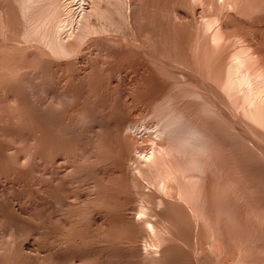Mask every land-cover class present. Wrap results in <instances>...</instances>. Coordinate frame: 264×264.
<instances>
[{
	"label": "rangeland",
	"instance_id": "rangeland-1",
	"mask_svg": "<svg viewBox=\"0 0 264 264\" xmlns=\"http://www.w3.org/2000/svg\"><path fill=\"white\" fill-rule=\"evenodd\" d=\"M18 1V0H17ZM16 0H0V264H50V263H52V264H55V262L57 261V264L59 263V264H69L71 261H70V259L68 258V257H70L71 256V254H72V252H73V250H71V249H67L66 251H68L67 253L66 252H64V250H63V248L59 245V237L61 236V234L60 233H62V232H60V230H62V222L61 221H64L63 220V218L65 217H68L67 215L68 214H71L70 212H73V210L75 209V204H74V202H76V200L79 198V196H81V198L82 199H86L88 196L87 195H89V198H91L90 197V193H89V191L91 192V193H95V194H97V197H101V190L100 189H103V191H102V195L104 196V194L105 193H107L106 195H105V197H101L103 200H111V201H114V202H121L122 201V203H124V205H126V206H124V208H121V210H123L124 212H121V210H120V208H119V206H117V205H114L115 207H111L110 209H112V210H114V209H116V210H114V211H116V213L115 214H117V213H125V214H127V215H134V214H136V212L138 211V209H139V206L141 207H143L145 210H146V208H147V210H149V211H151L152 209H156L157 207V205H156V202L158 201V200H156V199H159L160 197H162L163 196V193L165 192L166 193V191H160L161 189H160V187H158V184L157 183H159V181L161 180L160 178L163 176V174L164 173H160L161 171H163L164 170V168H166L163 172H165L169 167L173 170L172 172H176L175 174H179V172H180V174H182V172H181V167L183 166L182 164H184L185 162H186V164L187 163H189L190 162V160H191V164L189 163V166H188V164L187 165H185L184 164V166H186V170H188V172H184V175L187 173V174H189L188 175V177H187V174H186V176H184V175H176L175 176V174H174V176H173V174L171 173L170 174V176H171V180H173L172 182H173V184H174V187H175V189L172 191V192H170L171 194H172V196L174 195V197H175V199H176V201L175 202H179L180 200H181V203L179 202V204L178 203H175V202H172V200L173 199H171V195L167 192V196L165 195V196H163V197H167V201H166V203H167V210L168 209H171V208H173V207H170L169 208V205L171 206V203H172V206H174L175 208L171 211V210H162V215H161V218L160 219H157L156 217L155 218H153V220L151 219V214L150 213H147L146 215H145V218L146 219H148V218H150L152 221H156L157 222V224H159L158 226L160 227V229H162V226H163V229H162V233L164 232V234H166L167 233V231H168V236H166V237H169V236H171L172 235V241L171 240H168V242L169 241H171V243L173 244V245H171V243H170V245L168 246V254H167V252H165V255L167 254V256H168V258H167V256H164L163 258H161V260L162 261H160V259H157V260H155L156 261V263H158L157 261H160L159 263L160 264H164V262H165V264H199V263H201V264H208L209 262H212L213 261V264H215L214 263V258L216 259V264H217V262H218V260H219V263L218 264H223L224 262V264H229V261H230V263H233L232 261H234L236 264L237 263H239V262H237V261H240L241 260V263H245L246 264V262H244V261H246L247 259V262L249 263V264H264V210H263V212H261L262 210L261 209H263L264 207H262L263 205H264V203H263V201H264V192H263V190H264V176H263V174H264V148H263V144L264 143H262V147L261 148H257V147H255V148H257V149H259V150H261V151H263L262 153H261V151H259V150H257V149H254V147L252 146L251 147V143H250V146L249 145H247L249 142H247V141H249V140H246V138L245 137H243V136H240L239 138H237L239 135H242V134H240L238 131L236 132V130L234 129V128H232V126H230L231 124H229L228 123V121L225 119V117L223 116V114L220 112V110L216 107V104H215V98L213 97L212 98V96H211V94L209 95V93H207L206 91H203V90H201V89H204L203 87H202V85H200L201 83L200 82H198L197 83V81L196 80H194L193 81V79L192 78H190L189 79V77L188 76H186V77H181V76H178L179 74H180V71L182 70V67H186L185 68V70L186 71H192V69H193V67H195V65L193 64L194 62H193V59H192V57H191V55L189 54V52L187 51V49H184V48H186V47H184V48H181V46L183 47V46H185V44H184V42H183V36L182 35H180V34H178V33H176V31H175V29H171V28H169V27H172V20H173V17H172V15H174L173 14V12H171L172 11V6H171V8H170V3L171 2H179V0L177 1H172V0H165V2H164V0L162 1H160V0H157L156 2L155 1H153V0H149V2H148V0H144L143 1V6H142V8H141V11H140V16H139V20L140 21H142L143 23L142 24H144V25H142L141 24V22L139 21V23L141 24L140 26H141V28H144V29H146V28H148V30L150 31V33H149V31L148 30H144V29H142L143 31H147V33H145L146 34V38H147V42H148V44H150L149 46L154 50V48H155V50L157 51V54L159 55V57H158V60H159V63H157V62H153L151 59V61L149 60V56H147V55H145L146 53L144 52V49L143 48H140V47H138V46H135L133 43H130V42H126V41H124V40H122L123 39V36H121V38H120V35H123V33L121 32V31H124V33H126L129 29L127 28L128 26H127V23H126V20H125V18H124V15H125V10H126V4H127V0H121V1H118V3L119 4H117L116 3V6H117V8L115 7V8H113L115 5V1L116 0H19L20 2L18 3ZM24 1V2H23ZM110 1V2H109ZM112 1V2H111ZM124 1H125V3H124ZM153 1V2H152ZM160 1V2H159ZM170 3H169V2ZM185 1V2H184ZM207 3L209 2V0H205ZM242 1V2H241ZM240 2L241 3H243V1H244V4H238V2H239V0H237V6L242 10V11H240L239 10V8L237 7V12H238V14L239 15H241L242 16V14L241 13H243V12H246V14H248V15H246L245 16V13H243V15L245 16V17H250L251 15H253L252 17L254 18V16L256 15V16H258L259 15V13L261 14V13H263L264 12V0H241ZM15 2H17L18 4H16ZM117 2V1H116ZM145 2H147V3H145ZM157 2H158V4H157ZM164 4H163V3ZM256 4V7H255V5H252V4H254V3ZM1 3H3L2 5H1ZM22 3H25L22 7L20 6V4H22ZM26 3H28V4H26ZM106 3H108V4H106ZM109 3H110V5H109ZM122 3H124L123 5H122ZM180 5H182L179 9L181 10V11H183L182 13H183V15L179 18V17H177V20H178V22L180 23L179 25L181 26L182 24H184V23H187L186 25L184 24V25H182L181 27H184V30H185V28L186 27H188V28H186V30H188L187 31V33H192L193 31L195 32L196 30H197V22L196 21H198V19H199V15H198V11H200V10H202L201 12H203V13H208V14H206L207 16L208 15H210V16H214V14H216L215 12H216V7L215 6H212V5H210L209 3L207 4V3H205V5L207 6V5H210V6H212V8L210 9V11L211 12H213V13H211L210 11H209V8H210V6H205L204 5V3L201 5V6H199V5H197L196 7H190L189 8V6H188V4H185V3H187V0H180ZM182 3V4H181ZM248 3V5H246ZM251 3V4H250ZM15 4L16 5H19V7H17V6H15ZM107 6H106V5ZM148 5V11H147V7H145V6H147ZM159 5V6H157V5ZM161 4V5H160ZM163 4V5H162ZM169 4V5H168ZM4 5V6H3ZM112 5H113V7H112ZM122 5V6H121ZM151 5V6H150ZM167 5V6H166ZM249 5H251L250 7H249ZM112 7L111 8V11L113 12V10H114V13H112L111 11H110V7ZM119 6V7H118ZM121 6V7H120ZM125 7V9H122L121 10V8L122 7ZM152 6H153V9H151L152 8ZM155 6V7H154ZM165 6H166V8L168 9V10H170L169 12L167 11V9H165L164 10V8H165ZM168 6H169V8H168ZM188 8V9H184V8H186V7ZM205 6V8H203L202 9V7H204ZM246 6V7H245ZM2 7V8H1ZM106 7H108V10H107V8ZM157 7V9H163V10H160V11H157V9L155 10V8ZM184 7V8H183ZM215 7V8H214ZM242 7H244V8H242ZM254 7V8H253ZM260 8L261 9V7H263L261 10L260 9H257V8ZM192 8V9H191ZM196 8V9H195ZM199 10H198V9ZM206 8H207V10H206ZM253 9V11H251L252 9ZM113 9V10H112ZM117 11H116V10ZM143 9H145V11H147L146 13H145V11L143 10ZM190 9V10H189ZM194 9H195V13L193 12L194 11ZM216 9V10H215ZM248 9H249V11H248ZM254 9L257 11V10H259L258 12H255L254 11ZM118 10H120V11H122L123 13H124V15L123 16H120V15H122L123 13L121 12V14L120 13H118V12H120V11H118ZM151 10V11H150ZM187 10V11H186ZM206 10V11H205ZM116 11V12H115ZM163 11V12H162ZM186 11V12H185ZM205 11V12H204ZM109 12H111L110 14H109ZM144 12V13H143ZM156 12H160V13H156ZM169 13L170 15H168L167 13ZM188 12H191V13H189L190 15H188ZM193 12V13H192ZM249 12V13H248ZM149 15H148V14ZM151 13V14H150ZM152 13H155V14H152ZM164 13V14H163ZM210 13V14H209ZM119 14V15H118ZM146 16H145V15ZM172 14V15H171ZM192 14H194V15H196L195 17L196 18H194L193 16H191ZM255 14V15H254ZM258 14V15H257ZM112 15V16H111ZM154 15L156 16V17H154ZM159 15V16H158ZM162 15H163V18H164V16L166 15L168 18H171V19H167V17L165 16V18L166 19H162L161 20V17H162ZM187 17H185V16ZM188 15V16H187ZM114 16H115V18L117 17V16H119L117 19H119V20H117V19H115L114 18ZM170 16V17H169ZM244 16H242V17H244ZM113 17V18H112ZM121 17H123V20H122V18ZM140 17H141V19H143V20H141L140 19ZM150 17H152V18H150ZM159 17H160V19H159ZM183 17H185V18H183ZM189 17H193V19L195 20V22L193 21V19H191V18H189ZM198 17V18H197ZM247 17V18H248ZM145 18V19H144ZM148 18V19H147ZM158 18V19H157ZM184 19V21L185 22H183V19ZM117 20L118 22L120 21L121 22V25L122 24H126V26H125V24H124V26H119V23L117 22L116 23V21H114V20ZM121 19V20H120ZM150 19V20H149ZM186 19H188V20H186ZM112 22H114L113 23V31H114V27L115 28H118V29H115V30H117L118 32H116V33H122V34H115L114 32H112L111 34L110 33H108V31H109V29H111V21ZM154 20V21H153ZM156 20V21H155ZM176 20V21H177ZM190 20V22H191V20H192V24H193V26H194V29H193V26H192V28H191V26L189 25V24H191L190 22H186V21H189ZM150 21H151V23H150ZM159 21H162V23L160 22V23H158ZM171 21V22H170ZM181 21V22H180ZM123 22V23H122ZM149 22V23H148ZM152 22H154V24H156V25H153V23ZM168 23H169V25H171V26H169L168 25ZM111 24V25H110ZM117 24H118V26H117ZM150 24H151V26H150ZM167 24V25H166ZM191 24V25H192ZM115 25V26H114ZM153 25V26H152ZM159 25H161V27L159 26ZM163 25H165V27L163 26ZM111 26V27H110ZM147 26V27H146ZM166 26L168 27V31H167V29H166ZM110 27V28H109ZM152 29H151V28ZM155 27V28H154ZM160 29H159V28ZM162 27H164V29H162ZM120 28H122V29H120ZM123 28H124V30H123ZM154 28V29H153ZM128 29V30H127ZM170 29H171V31H170ZM127 30V31H126ZM155 31L154 33H153V31ZM157 30H160V31H157ZM163 30H165V31H163V33H162V31ZM186 30H185V32H186ZM193 30V31H192ZM112 31V30H111ZM111 31H109V32H111ZM126 31V32H125ZM191 31V32H190ZM129 32V31H128ZM173 32V33H172ZM176 33V35H175V33ZM114 33V34H113ZM152 33V35L153 36H155L154 37V41H153V36L152 35H150ZM157 33H158V35H157ZM161 35H160V34ZM165 33V35H163ZM167 34V35H166ZM170 34H171V36H170ZM174 35V38H177V42H176V39L174 40V38H172L173 37V35ZM109 37H108V36ZM112 35V36H111ZM117 35V41L118 42H115V40H116V38H115V36ZM150 36H152V37H150ZM161 36H162V38H161ZM166 36V38H164ZM176 36V37H175ZM111 37V38H110ZM148 37H150V38H148ZM157 37V38H156ZM170 37V38H169ZM109 38V39H108ZM114 40H113V39ZM120 40V42L122 43V45H120V42H119V40ZM152 39V40H151ZM165 39V40H164ZM170 39V40H169ZM181 40V42H180V40ZM109 40L111 41L112 40V42H109ZM149 40V41H148ZM164 40V41H163ZM171 40H174V41H171ZM58 41H59V43H58ZM114 41V42H113ZM156 41H158L157 43H158V45H157V43H154V42H156ZM160 41H162V43H160ZM179 41V42H178ZM57 42V43H56ZM125 42V43H124ZM152 44H151V43ZM231 42H233V41H231ZM263 42V43H262ZM64 43V44H63ZM114 43H115V45L117 46V45H120V46H117V48L116 47H114L115 45H114ZM118 43V44H117ZM170 43H172V44H170ZM174 43V44H173ZM182 45H181V44ZM56 44V45H55ZM63 44V45H62ZM111 44H113V45H111ZM126 44H128V45H126ZM131 44V45H130ZM157 45L156 47L158 48V49H156V47H154L155 45ZM159 44H160V46H159ZM165 44V45H164ZM178 44V45H177ZM261 44L264 46V37H263V39L261 40ZM57 45H58V47H59V45H62L59 49H58V47H57ZM65 45V47H63ZM126 45V46H125ZM135 47H134V46ZM163 47H162V46ZM175 45H177V46H175ZM56 46V47H55ZM128 46V47H127ZM161 47V49L159 48V47ZM170 46V47H169ZM171 46H175L174 48L173 47H171ZM180 46V47H179ZM120 47V49H118ZM123 47V48H122ZM125 47H126V49H125ZM131 47V48H130ZM133 47V48H132ZM165 47V48H164ZM167 47V48H166ZM56 48V49H55ZM112 48V49H111ZM115 48H116V51H115ZM163 48V49H162ZM178 48V49H177ZM58 49V50H57ZM62 49V50H61ZM64 49V50H63ZM125 49V50H124ZM135 49H137V50H135ZM160 49V50H159ZM167 49H168V51H167ZM179 49H181V51L179 50ZM185 51V53H184V51ZM226 49H227V46H226ZM226 49H224V52H223V56H224V54H226L227 52H226ZM60 50H61V52H60ZM112 50H114V52L112 51ZM117 50H118V52H117ZM154 50V51H155ZM130 53H132V54H130ZM140 51V52H139ZM155 51V52H156ZM158 51H161V53L160 52H158ZM165 51H167V52H165ZM176 51H177V53H176ZM180 51V52H179ZM228 51V50H227ZM113 53V54H111V53ZM120 52H122L121 54H120ZM127 53V54H129V55H127V54H125V53ZM133 52H135V53H133ZM138 52V55L136 54ZM170 52H171V55L175 52L176 53V55H175V58H174V54L172 55L173 56V58H172V56L170 55H168V53L170 54ZM182 52H183V54H182ZM119 53V54H118ZM124 53V54H123ZM143 53V54H142ZM164 53V54H163ZM180 53V54H179ZM134 54V55H133ZM142 56H141V55ZM161 54V55H160ZM162 54L164 55V56H162ZM111 55H112V57H111ZM131 55H132V60L130 59V60H128L130 57H131ZM140 55V56H139ZM180 55H183L182 56V58L184 59V62H186V63H184L183 62V59H180L181 58V56ZM184 55H186V56H184ZM190 55V56H189ZM126 56V57H125ZM167 56H169V58H167ZM177 56V57H176ZM180 58H179V57ZM187 56H189V58L187 59L186 57ZM160 57H163V59L162 58H160ZM185 57V58H184ZM127 60H126V59ZM145 58V59H144ZM160 58V59H159ZM114 61H113V60ZM140 60V61H138V60ZM167 59L169 60L168 61V63H167ZM172 59H174V60H172ZM179 59V60H178ZM189 59H190V61H189ZM50 60V61H49ZM52 60H53V62H52ZM134 60H135V63H134ZM145 60V61H144ZM148 60V61H147ZM166 60V61H165ZM171 60V61H170ZM187 60V61H186ZM111 61H112V64H111ZM125 61V62H124ZM129 61V62H128ZM131 61V62H130ZM149 61L151 62V64L149 63ZM164 62V63H160V62ZM174 61V62H173ZM50 62V63H49ZM58 64H57V63ZM115 62V63H114ZM133 62V63H132ZM138 62H139V66H137L136 64H138ZM146 62V63H145ZM148 62V63H147ZM170 62H173V63H171V64H174V66L172 67V65L171 64H169ZM179 62V63H178ZM180 62H182V63H180ZM192 62V63H191ZM56 63V64H55ZM124 63H125V65H124ZM128 63V64H127ZM176 63H178V64H176ZM189 63V68H187L188 66H187V64ZM134 64V65H133ZM145 64V65H144ZM150 64V65H149ZM153 64V65H152ZM167 64H169V65H167ZM181 64V65H180ZM184 64H186V66H184ZM121 65H124V66H121ZM128 67H127V66ZM131 65V66H130ZM142 65V66H141ZM147 65H149V66H147ZM157 65H159V67L157 68ZM180 65V66H179ZM183 65V66H182ZM193 65V66H192ZM111 66H112V68H111ZM133 66H137L138 68H141V71L142 70H144L143 71V74L145 75V72L147 71V70H150V67L153 69H155V71H156V73L161 77V79H160V81H161V83H160V86H162V88L161 89H163L162 91L164 92L166 89H169V90H171V91H169V90H166L165 92L166 93H164V94H169L167 97H169L170 96V98L173 100V101H177L178 99H180V97H178V96H181V101H182V96L184 95H186L185 97L183 96V101L181 102L180 100H178L177 102H179V103H176L175 104V102H173L171 99H169V100H171V101H169L168 99H167V97H166V95H164V97H161V98H159L160 100L158 101V99H157V101H155V100H153L151 97V95L150 94H152V92H151V83H147L146 81H145V79H147V81L149 82L150 80L147 78V76H143L142 78H143V88L141 87V89H140V87H139V89H137L136 90V88H134L132 85H127L128 83L126 82V79H127V77L129 76V73L131 72L130 70L132 69H134V67ZM144 66V67H143ZM147 66V67H146ZM160 66H162V67H160ZM166 66H168V67H170V69L168 68V67H166ZM178 66L180 67V68H178ZM182 66V67H181ZM124 67V68H123ZM129 68V69H127V68ZM137 67H135V69H137ZM149 67V68H148ZM156 67V68H155ZM175 67V68H174ZM120 68V69H119ZM122 68V69H121ZM143 68V69H142ZM145 68V69H144ZM163 68V69H162ZM165 68H166V70H170V72H168V71H166L165 70ZM174 70H173V69ZM177 68L180 70V71H177ZM127 69V70H126ZM153 69V70H154ZM157 69V70H156ZM159 69H162V70H165V71H163L164 72V74L166 73V74H168V76H170V78L166 75V76H164V74L162 73V70H160V73H159ZM190 69V70H189ZM111 70H112V72H111ZM115 72H114V71ZM117 70H118V72H117ZM120 70H122V71H120ZM172 70V71H171ZM184 70V69H183ZM184 70V71H185ZM151 71V70H150ZM158 71V72H157ZM173 71H175V73L173 72ZM171 72H172V74H171ZM178 72V73H177ZM112 73H113V75H114V77L117 79V80H115L114 79V77H113V75H112ZM120 73V74H119ZM124 73H126L125 75H123ZM163 75H162V74ZM178 75H177V74ZM117 74V75H116ZM176 74V75H175ZM119 75H120V78H119ZM173 75L177 78H175L174 77V80H175V82H173L174 80H173ZM126 77V78H124V77ZM178 76V77H177ZM57 77H59V78H62L63 80H65V81H63L62 79L60 80L59 78V80L57 79ZM119 79H118V78ZM124 79H123V78ZM167 77H168V79H167ZM111 78V79H110ZM163 78V79H162ZM172 78V79H171ZM186 78H188V80L186 79ZM181 81H180V80ZM184 79V80H183ZM57 80V81H56ZM112 82H114V80L116 81V83H112ZM122 80H123V82H124V84H123V82H122ZM166 80V81H165ZM168 80V81H167ZM172 80V81H171ZM176 80H178V82H181V83H179L178 85L176 84L177 83V81ZM185 80H187V81H185ZM192 80V81H191ZM58 81H59V83H58ZM145 81V82H144ZM166 83H165V82ZM171 81V83H169ZM183 81V82H182ZM187 82V83H185V82ZM56 82H57V84H58V86H57V84H56ZM61 82V83H60ZM112 83V84H110V83ZM122 82V83H121ZM151 82V81H150ZM164 82V83H163ZM194 83V85H196L197 86V88L195 87V86H193V85H190L191 83ZM63 83H65V85L63 84ZM118 83V84H117ZM169 84V86L170 85H172V87H170V88H168V84ZM36 85V86H34V85ZM110 84V85H109ZM113 84H114V86H113ZM115 84H117L116 86H115ZM148 84V85H147ZM174 84H176V85H174ZM186 84V85H185ZM56 85V86H55ZM62 85V86H61ZM123 85H127L129 88H127V86L125 87L124 86V88H123ZM145 85H147L146 87H145ZM164 85H167L166 87L164 86ZM175 87H174V86ZM182 85H184V86H181ZM34 88H33V87ZM51 86H52V88H51ZM60 86V87H59ZM178 86H180L181 87V89H183V90H187L186 91V93L184 94V92H183V90L181 91V92H179L180 91V89H177L176 87H178ZM190 86L192 87V88H194V92L196 93L198 90V94L200 93V92H202V93H200V95H198L197 93H196V95L197 96H199V97H197L198 99H199V101H198V99L196 98V95L194 94V96H193V94H191L190 92H189V89L191 90L192 88H190ZM199 86V87H198ZM53 87H54V89H53ZM62 87H64V88H62ZM132 87V88H131ZM147 87L149 88L148 90L150 91H148L147 90ZM179 87V88H180ZM188 87H189V89H188ZM61 88V89H60ZM112 88V89H111ZM116 88V89H115ZM174 90H173V89ZM196 88V89H195ZM201 88V89H200ZM51 89V90H50ZM53 89V90H52ZM55 89H57V91H55ZM58 89H60V91L58 90ZM65 89V90H64ZM122 91H124V92H122ZM131 89V91H128V90H130ZM177 89V90H176ZM32 90H34V91H32ZM61 90H63L62 92H61ZM125 90L128 92H125ZM134 90V91H133ZM141 90H142V94H141ZM175 90L176 91H178V92H176L175 93ZM201 90V91H200ZM121 91V92H120ZM135 91H137L138 92V94H136L137 92H135ZM144 91H147V93H149V94H147L146 92H144ZM167 91H168V93H167ZM32 94H31V93ZM36 94H35V93ZM39 92H40V94H39ZM56 92V93H55ZM132 94H131V93ZM187 92L189 93V94H187ZM191 92H193V89L191 90ZM206 92V93H205ZM124 94V99H123V97L121 98V96H119V95H123ZM126 93V94H125ZM130 93V94H129ZM134 93V94H133ZM139 93H140V95H139ZM146 93V94H145ZM179 93H181L180 95H179ZM42 94V95H41ZM58 94V95H57ZM131 95V96H134V98L135 99H133L132 100V103L131 102H129V101H131V100H128V98H127V96H125V95ZM176 95V97H173V96H175ZM201 94H203V95H201ZM208 94V95H207ZM32 95V96H31ZM39 95V96H38ZM45 96V98H44V96ZM141 95H143V96H141ZM172 95V96H171ZM189 95H191V96H193V97H195V98H193L192 99V97L191 96H189ZM206 95V96H205ZM36 96H38L37 98H39V100L38 99H36ZM117 96V97H116ZM118 96H119V99H116V98H118ZM137 96H138V98H137ZM145 96H146V98H145ZM188 96V97H187ZM200 96H201V98L203 99H205V100H202L201 98H200ZM30 97H32L31 99H30ZM34 97V98H33ZM46 97H47V99H46ZM150 97V98H149ZM187 97V98H186ZM189 97H191V98H189ZM207 97L209 98V99H207ZM126 98V99H125ZM163 98H164V100H163ZM175 98V99H174ZM176 98H178L177 100H176ZM42 99V100H41ZM122 99V100H121ZM142 99V100H141ZM148 100V102H146V100ZM165 99H166V101H168V103L169 102H171V104L169 103V105L167 104V102L165 101ZM190 99V100H189ZM195 99H197L196 101L197 102H195L194 104H193V102L195 101ZM201 99V100H200ZM207 99V100H206ZM35 100V101H34ZM36 100H37V103H36ZM45 100V101H44ZM47 100V101H46ZM120 100H121V102H120ZM124 100V101H123ZM137 100H138V102H137ZM144 100V101H143ZM186 100V101H185ZM187 100H189L190 102H188ZM194 100V101H193ZM210 100H211V102H210ZM213 100V101H212ZM33 101V102H32ZM41 101V102H40ZM128 101V102H127ZM134 101V102H133ZM161 101H162V106H160V104H161ZM185 101V102H184ZM191 101H192V103H191ZM200 101H204V102H206L207 101V103L208 104H206V105H203L204 104V102L203 103H200ZM123 102V103H122ZM125 102V103H124ZM136 102H137V104L139 105H137L136 104ZM140 102V103H139ZM146 102V103H145ZM155 103V105H157L156 107H154V104H153V108L155 109V110H151V108H150V106L152 105L151 103ZM160 102V103H159ZM184 102V105L186 106V107H188V108H186V107H184V111H181L182 110V106H183V104H181L180 105V103H183ZM198 102L200 103V105H201V107L203 106L204 107V109L203 108H200V111H199V109H198V111H197V106H198V108H199V106L200 105H198ZM212 102H214L213 104H212ZM38 103H40V104H38ZM133 103H134V105H133ZM141 103H142V105H141ZM174 103V104H173ZM187 103V104H186ZM191 103V104H190ZM197 103V104H196ZM210 103V104H209ZM31 104V105H30ZM34 104H36L35 106H34ZM44 104V107L42 108V110L44 109V108H46V109H44L43 111H42V113H41V109H39V108H41L42 107V105ZM128 106H127V105ZM166 104H167V107H166ZM190 104V105H189ZM193 104V105H192ZM39 105V106H38ZM41 105V106H40ZM130 105V106H129ZM173 105L175 106H178V107H176V109L175 110H173L174 108H172L173 107ZM208 105V106H207ZM212 106V108H209L210 106ZM143 106H145V107H143ZM162 108V109H158V108H160V107ZM164 106H165V108H164ZM169 106V107H168ZM172 106V107H171ZM191 106H195V107H193V108H190ZM214 106V107H213ZM39 107V108H38ZM127 107V108H126ZM129 107H131L130 109H128ZM139 107V108H138ZM171 107V108H170ZM180 107V109H179V111H181L182 112V114H184L183 116L184 117H188L190 114V116L188 117L189 119L191 118V116H192V122L195 124V122H196V125L197 124H199L200 122H199V120L201 121V120H204L205 122H207L208 120V122L205 124V122L203 121H201L202 123H200V124H203V125H201L202 127H200V124L199 125H197L198 127H200L201 128V130L203 131V129H204V131H206V134H205V132L203 133V134H205V137H207V138H205V142L206 141H208V139L210 140L212 137V139L213 140H210L211 142H212V144H213V146H214V148H216V149H214V150H211L212 148H213V146H212V144H210L211 142H206L205 144L204 143H202L203 144V147H206L204 150H203V148L202 149H200V150H203V152L202 151H200L199 152V150H198V148H199V146H198V148L197 147H195V149H197V151L199 152H194V149H193V152H191L192 150H191V148H194V147H192V144H191V146L189 145V144H184V143H182V147L183 146H190L189 148H190V150H188L187 148H185V150H186V152H185V150L181 147V145H179V144H181V142H179L178 140H177V138L176 137H174V136H172L173 134H171L170 135V133H167V134H169V136H167L166 134H164L165 136H166V138H168L169 140L172 138V140H168V142H167V140L165 141L164 139H165V137H162L163 139L162 140H164V141H162L161 140V136H164V135H160L158 132H157V130H156V128L158 127V125L157 124H154L153 122L154 121H156L157 120V122H158V124H160L161 123V121H162V119H161V117L163 118L164 116L163 115H165L166 116V114H168L169 112H171L170 110L172 109L173 111H176V110H178V108ZM207 107V108H206ZM215 107H216V109H215ZM32 108V109H31ZM63 108V109H62ZM67 108V109H66ZM140 108H143L142 110L140 109ZM164 108V109H163ZM166 108H168V110L166 109ZM195 108H196V111H195ZM35 109V110H34ZM66 109V110H65ZM127 109V110H126ZM133 109V110H132ZM144 109H145V111H147V112H145L144 111ZM147 109V110H146ZM150 109V110H149ZM158 109V110H157ZM188 109V110H187ZM192 110V112L193 113H191V112H189L190 110ZM203 109V110H202ZM210 109H212V112H210L211 113V115H209L210 113L208 112V111H206V110H209L210 111ZM213 109H214V111H213ZM34 110V111H33ZM37 110V111H36ZM128 110H130V111H128ZM137 110V111H136ZM141 110V111H140ZM156 110H157V112H156ZM163 110L165 111V112H163ZM219 110V111H218ZM39 111V112H38ZM63 113H62V112ZM151 111L153 112V114L151 113ZM160 111V112H159ZM168 111V113H166ZM185 111H187V113H188V115L186 114V113H184ZM31 112L34 114H32L31 115ZM43 112L45 113L44 115H43ZM61 112V113H60ZM66 112H67V114H66ZM138 112V113H137ZM141 112V113H140ZM144 112H145V114H144ZM159 112V113H158ZM163 112V113H162ZM180 112V113H181ZM202 112H205V113H202ZM208 112V115L206 114ZM218 112V113H217ZM128 115V117L126 116V114ZM137 113V114H136ZM140 113V114H139ZM155 113V114H154ZM156 113H158V114H156ZM166 113V114H165ZM198 115H197V114ZM201 113V114H200ZM213 113V114H212ZM221 115H220V114ZM37 114V115H36ZM39 114V115H38ZM43 115L44 117H42L41 115ZM61 114H62V117H61ZM129 114H133V115H130L129 116ZM140 116H139V115ZM149 115V114H152V116L150 115L149 117L147 116H144V115ZM160 114V115H159ZM162 114V115H161ZM186 114V115H185ZM193 114V115H192ZM200 114V115H199ZM202 114H203V116H202ZM31 115V116H30ZM141 115H143V116H141ZM196 115L198 116V117H196ZM204 115H206V116H204ZM213 115H216V117H214ZM33 116V117H32ZM125 116H126V118H125ZM137 118H135V117ZM161 116V117H160ZM193 116H194V118H193ZM201 116V117H200ZM211 116V117H210ZM219 116V117H218ZM31 117V119H29ZM36 117H37V119H36ZM61 117V118H60ZM66 118L67 117V119H64V118ZM146 117V120L145 119H143V118H145ZM157 117V118H156ZM202 118V119H200V118ZM207 117V119H205ZM212 117H214V118H216V119H214V118H212ZM224 118L225 120H226V122H225V120L223 119V121H219L220 123H221V125H222V123H223V125L221 126L220 125V123L219 122H217V119L218 118ZM33 118H35L34 120H32ZM42 120H41V119ZM126 120H125V119ZM132 118V119H131ZM141 118H142V120H141ZM158 118H160L161 119V121H160V119H159V121H158ZM187 118V119H188ZM204 118V119H203ZM210 118H211V120H210ZM220 118V119H221ZM60 119H61V121H60ZM62 119H64V121L62 120ZM68 119H69V121H68ZM124 119V120H123ZM129 119H131V120H129ZM135 119V120H134ZM156 119V120H155ZM186 118H185V120H187ZM191 119H190V121H191ZM196 119V120H195ZM212 119H214V120H216V123H215V121L213 122V120ZM37 122H36V121ZM65 120H66V122H65ZM132 120H134L133 121V123L136 121V130L135 129H132V131L130 130V129H128L129 131H130V133H129V131H127L128 132V134L127 133H125L126 131V126H128L129 124H133L132 123ZM137 120H138V122H137ZM143 120H145L144 122L146 123H144L143 122ZM154 120V121H153ZM195 122H194V121ZM198 120V121H197ZM219 120V119H218ZM63 121V122H62ZM124 122V124L122 123V122ZM126 121L128 122V125H127V123H126ZM32 122V123H31ZM62 122V123H61ZM139 122H141V123H139ZM157 122H155V123H157ZM160 122V123H159ZM210 122V123H209ZM33 123H35V124H33ZM63 123H64V125L67 127H65L64 125H63ZM68 125H67V124ZM143 123V124H142ZM217 123H218V126H215L214 124H216L217 125ZM29 124H32V125H29ZM38 124H40V126H41V124H42V126L40 127ZM43 124H44V126H43ZM120 124V125H119ZM122 124V125H121ZM151 124H154V125H151ZM212 124H213V126L214 127H212ZM228 126V127H230V128H228V127H224V126H226V125ZM126 125V126H125ZM141 125V126H140ZM148 125V126H147ZM150 125H151V127H150ZM155 125H157V126H155ZM207 125H209L208 127H207ZM211 125V126H210ZM38 126H39V130L37 129L38 128ZM65 127L64 129L62 128V127ZM117 126H118V128H117ZM121 126H123L122 128H121ZM125 126V127H124ZM141 128L140 130H139V127ZM147 126V127H146ZM33 130H29L30 128ZM45 129H43V128ZM62 129H61V128ZM144 127H146V129L148 128V129H150L151 131H152V127H154V129H153V131L152 132H150L148 129L146 130ZM208 129H207V128ZM209 127H210V129H209ZM216 127H218V128H221V127H223V130H225V131H221L222 130V128L220 129V131H218L219 133L221 132V134H219L218 132H217V130H219L218 128H216ZM40 128H41V130H40ZM121 128V129H120ZM126 128V129H125ZM212 128H214L213 130H212ZM225 128V129H224ZM232 128V129H231ZM34 129H37V130H34ZM68 131H67V130ZM120 129V130H119ZM158 129V128H157ZM215 129H217V130H215ZM226 129H228V130H226ZM229 129H231L230 130V132H228L229 131ZM233 129H234V131H233ZM62 130V131H61ZM63 130H65V132L63 131ZM123 130L125 131V132H123ZM135 130V131H134ZM144 130H145V134H144ZM156 130V131H155ZM32 132V136H31V132ZM37 131V133H36V136L35 135H33V134H35V132ZM40 131V132H39ZM45 131V132H44ZM61 131V132H60ZM138 131V132H137ZM150 132L151 133V135L148 133V132ZM156 132V133H153V132ZM207 131H211V132H209V135L207 134ZM216 131V132H215ZM233 131V132H232ZM30 132V133H29ZM60 132V133H59ZM64 132V133H63ZM68 132H70L69 134H68ZM123 132V133H122ZM135 132V133H134ZM141 132H143L142 134H141ZM234 132H236V134H237V136H236V134H234ZM40 133H41V135H40ZM133 133V134H132ZM137 133H139V134H137ZM211 133V134H210ZM214 135H213V134ZM226 133H228V134H226ZM232 133V134H231ZM38 134V135H37ZM61 134V135H60ZM66 134H67V136H66ZM127 134V135H126ZM129 134H130V136H129ZM135 134H137V135H135ZM149 134V136H150V140L154 143V144H156L155 146H154V144L152 143V142H150V140L148 141V139H149V137L147 136ZM152 134H154V135H152ZM156 134V135H155ZM216 134H218V135H216ZM230 134V135H229ZM45 135V136H44ZM124 135V136H123ZM141 135H144V136H141ZM146 135V136H145ZM160 135V136H159ZM212 135V137H209V136H211ZM218 137V138H215L216 136ZM228 135H229V137H231L230 139H229V137H228ZM232 135V136H231ZM31 136V137H30ZM39 138H38V137ZM42 136H44V137H42ZM59 136V137H58ZM74 136V137H73ZM126 136V137H125ZM136 136H137V138H136ZM153 136V137H152ZM154 136H158V137H160L159 139L158 138H156L155 137V141H154ZM171 136V137H170ZM223 136H226L227 137V140H226V137H223ZM236 137V139H235V137ZM35 137V139H33V138ZM62 137H63V139H62ZM66 137H70L69 139L68 138H66ZM72 137L74 138V139H72ZM129 137V138H128ZM139 137L140 138H142V137H144V139L142 140V139H139ZM170 137V138H169ZM175 139H174V138ZM220 137V138H219ZM32 138V139H31ZM65 138V139H64ZM133 138V139H132ZM145 138H147L146 140H145ZM37 139V140H36ZM42 141H41V140ZM58 139V140H57ZM76 139V140H75ZM78 139V140H77ZM128 139H130V141L133 143V147H132V143L130 142V141H128ZM174 139V140H173ZM215 139H217V140H215ZM231 139L233 140V142L231 141ZM237 139H238V144H243V145H240V146H242V147H240V146H238V144L236 143V141H237ZM240 139V140H239ZM31 140V141H30ZM60 140V141H59ZM63 140H64V142H63ZM133 140V141H132ZM135 140V141H134ZM136 140H138L139 142H141V144H142V141H144L143 142V146H141V144L140 143H138V141L136 142ZM142 140V141H141ZM178 142H177V141ZM221 142L222 140V142L220 143L219 141ZM225 140V141H224ZM232 143V145H233V147H232V145H231V143L229 142V141ZM236 140V141H235ZM242 140V141H241ZM66 141H67V143H66ZM68 141H73V143H71L70 144V142L68 143ZM78 141H80L79 143H78ZM113 141H114V143H113ZM171 141H176V143H178V145H179V148H178V145L176 144V143H172L173 144V146L171 145ZM214 141L216 142L215 143V145H214ZM217 141H218V143L219 144H217ZM244 141L245 142H247V143H244ZM31 142V143H30ZM35 142H38V144L36 143L35 144ZM40 142V143H39ZM42 142V143H41ZM146 142L148 143V145H146ZM157 142V143H156ZM161 142V146L163 147V145H164V143L166 144V146H168L169 144V146L168 147H170L169 149V154L167 153V152H165V151H168V147H166L165 148V145H164V150L165 149H167V150H165L164 152H162L163 151V149H162V147H160V148H157L158 147V145H159V143ZM170 142V143H169ZM224 142V143H223ZM227 142H229V143H227ZM263 142H264V140H263ZM34 143V144H33ZM57 143H59L60 145H58V147H56L57 146ZM64 143H66V144H64ZM76 143V144H75ZM118 143V144H117ZM120 143V144H119ZM153 145H152V144ZM169 143V144H168ZM208 143V144H207ZM227 143V144H226ZM233 143H235V145L233 144ZM42 144V145H41ZM119 145V147L117 146V145ZM131 144V145H130ZM137 145V146H135V145ZM145 144V145H144ZM149 144H151L152 146H153V148L154 149H158L159 151H160V149H162V151H160V153H162V154H160L159 152H158V150H151V149H153L152 148V146L151 145H149ZM222 144V145H221ZM237 144V145H236ZM35 145V146H34ZM38 145V146H37ZM40 145V146H39ZM62 145H63V148H65V149H63L62 148ZM115 145V146H114ZM159 145V146H160ZM174 145H177V148H178V151L176 150V146H174ZM218 145V146H217ZM221 145V146H220ZM225 145V146H224ZM229 147L230 145V147H232V149L231 150H233V152L235 151V152H237V153H232V151L230 152L229 151V149H230V147L228 148L227 146ZM69 146H70V148H69ZM75 146V147H74ZM77 146V147H76ZM79 146V147H78ZM120 146H121V149H120ZM139 146H140V148H142V149H140L139 148ZM146 146V147H145ZM147 146H148V148H147ZM149 146H151V148L149 147ZM208 146V147H207ZM209 146H211L210 148H209ZM220 146V147H219ZM226 147V148H224V147ZM234 146H235V148H234ZM34 149H32V148ZM40 147H42V148H40ZM81 147V148H80ZM115 147H116V149H115ZM135 147V148H134ZM145 147V148H144ZM173 147H175V149H173ZM221 147H223V148H221ZM245 147V148H244ZM246 147H248V149L246 148ZM37 148V149H36ZM78 148V149H77ZM87 148H89V149H87ZM91 148V149H90ZM132 148H133V150H132ZM141 150L140 152H139V149ZM184 150H182V149ZM207 148H209V149H207ZM219 148H220V150L222 149L223 150V152H225L226 153V155H224L223 154V152L222 151H220L219 150ZM239 148V150H237ZM250 148H252V149H250ZM33 151H32V150ZM42 149V150H41ZM57 149V150H56ZM59 149H61V150H59ZM74 150V152L73 153H69L70 151H73ZM114 149H115V151H114ZM144 149V150H143ZM147 151H146V150ZM174 150L173 151V154L174 155H176L177 154V152H178V155H176L177 157H175L174 155H171V158L170 159H168V161H167V158H166V160L164 159V156H163V153H164V155H166V157L167 156H169L171 153H172V150ZM181 149V150H180ZM228 151V153H229V161H227L228 160V158H226L227 156H228V153H227V151ZM244 149V150H243ZM246 149V150H245ZM254 149V150H253ZM263 149V150H262ZM36 150V151H35ZM38 150V151H37ZM39 150H41V152L39 151ZM64 150V151H63ZM65 150H67V151H65ZM116 150H117V152H116ZM122 152H121V151ZM137 150H138V152H137ZM149 150H151V152L149 151ZM208 150H210L211 152L212 151H214V154L216 153V157L217 156H219V154H223V155H221L218 159L213 155V152H212V154L211 153H208ZM218 152H217V151ZM253 151L251 154H249L250 152H248V151ZM258 151V152H255V151ZM32 151V152H31ZM35 151V152H34ZM43 151V152H42ZM61 151H63V152H61ZM134 151H136V152H134ZM145 153V154H147L148 152L151 154V156L149 155V153L147 154V155H144L143 154V152ZM146 151V152H145ZM152 151H153V153H152ZM154 151H156V152H154ZM182 152V154L184 155V158H182L183 156L180 154L181 152ZM190 151V152H189ZM196 151V150H195ZM204 151H207L206 153H204ZM216 151V152H215ZM241 151H243V152H241ZM28 152H30V154L28 155ZM114 152H116V153H114ZM180 152V153H179ZM188 152V153H187ZM221 152V153H220ZM248 152V153H247ZM35 153V154H34ZM38 153V154H37ZM43 153V154H42ZM55 153H57L56 155H55ZM59 153H61V154H59ZM69 153V154H68ZM156 153H159V154H156ZM166 153V154H165ZM176 153V154H175ZM190 153V154H189ZM193 153V154H192ZM196 154V156L198 157L199 155L201 156L202 154V156H201V160H200V156H199V160H198V158L196 159V157H195V154ZM202 153V154H201ZM217 153H219V154H217ZM241 153V154H240ZM245 153V154H244ZM258 153H260V154H257ZM37 154V155H36ZM40 154V155H39ZM66 154V155H65ZM68 154V155H67ZM74 154H75V156H74ZM114 154V155H113ZM140 154L142 155H144V157L146 156V158L148 157V155H149V158H151L152 156L154 157L155 155V157L154 158H156L155 160H153L152 161V159L151 160H149V161H151V163H154L155 164V162H156V165H155V168H156V170H155V168H153L152 169V167H154V164H152L151 166H150V163L149 164H141V162H143V160L141 161V159L143 158V155H142V157H140ZM168 154V155H167ZM191 154H192V156H191ZM204 154H206V155H204ZM209 154H211V155H209ZM231 154H232V156H231ZM234 154V155H233ZM242 154H244V155H242ZM247 154V155H246ZM31 155V157H33V155H34V157L33 158H30V157H28V156H30ZM61 155H64V156H61ZM116 155V156H115ZM120 155V156H119ZM179 155H181V158L180 157H178ZM186 155H189V156H186ZM193 155H194V157H195V159H194V157H193ZM209 155V156H208ZM213 155V156H212ZM245 155H246V157H245ZM249 155L251 156V157H249ZM38 156V157H37ZM57 156V157H56ZM70 156H72V157H70ZM92 156V157H91ZM93 156H94V158H93ZM98 157V159L96 158V157ZM118 156V157H117ZM129 156V157H128ZM132 156H133V160H134V158H135V160L134 161H136L137 162V164L138 165H141V166H138L137 164H136V166H137V168H136V170L139 172L138 174H137V172H136V170H135V168H133V166H129L128 164H126L125 162H127L128 160H129V158H132ZM160 156V157H159ZM163 156V157H162ZM172 156H173V158H172ZM185 156H186V158H185ZM191 156V157H190ZM213 157V159H210L209 157ZM224 157L225 159H226V161L224 160V158H221V157ZM235 156H236V158H235ZM241 156V159H239V157ZM247 156L249 157V159L247 158ZM256 157V158H258V159H256V158H254V157ZM258 156V157H257ZM260 156H263V157H261L260 158ZM35 157H37V158H35ZM39 157L41 158L39 161L40 162H36V165H35V163H33V160H34V162L37 160L38 161V159H39ZM61 157H63V158H61ZM68 157V158H67ZM70 157V158H69ZM117 157V158H116ZM137 157H139V158H137ZM158 157V158H157ZM190 157V158H189ZM193 157V158H192ZM202 157H204V161H203V158ZM211 157V158H212ZM232 157H233V159H235L236 160V162H235V160H233L232 159ZM246 158V160H245V158ZM255 159H253V158ZM30 158V159H29ZM51 158H52V160H54V161H52L51 160ZM58 158V159H57ZM67 160H65V159ZM72 158V159H71ZM100 158H101V160H100ZM128 160H127V159ZM136 158H137V160H136ZM145 158V159H146ZM161 158H163V159H161ZM175 158V159H174ZM187 158H189L188 159V161L187 160H185V159H187ZM216 160H215V159ZM243 158V159H242ZM260 158V159H259ZM263 158V159H262ZM36 159V160H35ZM61 161H60V160ZM63 159H64V161H63ZM71 159V160H70ZM94 159H96V160H98V161H96V160H94ZM106 159H108L107 161H106ZM144 159V160H145ZM161 159V161H163V162H159L158 163V160H160ZM176 159H178L177 160V162H175L174 164H175V166L178 164V163H180V162H183V161H181V160H185L180 166H176V170H175V166L173 167V165L174 164H172V166L170 165L171 163H173ZM197 161V163H194L195 161ZM250 159H252V161L250 160ZM41 160H42V162H41ZM58 160H59V162H58ZM138 160L140 161L139 163H138ZM174 160V161H173ZM209 160V161H208ZM211 160L212 161H214L213 163H208V162H211ZM221 162V160H222V164L223 165H227V164H229V165H227V166H229L230 167V165L231 164H233L234 165V168L235 169H237V168H239L240 170H235L234 168H232L233 167V165H231V167L230 168H227V170L228 169H230V171L228 170V172H230V174L228 173V174H224V172H227V170H225L226 169V167L225 166H223V165H221L222 166V168H221V166L219 167V165H220V163H219V161ZM238 160H240V161H238ZM52 161V162H51ZM66 161V162H65ZM68 161H71V162H68ZM73 161H75V162H73ZM104 163H103V162ZM194 161V162H193ZM202 161V162H201ZM206 161V162H205ZM217 161H218V163H217ZM238 161V162H237ZM246 161V163H245V165L247 166V164H249L250 162H252L251 164H249V166H247V168H245L246 166L244 165V162ZM250 161V162H249ZM254 161H256V163H258L259 161V163L260 164H257L258 166L260 165L261 166V164H262V169L260 168V166L258 167V166H256V163L254 162ZM258 161V162H257ZM54 162H55V164H54ZM61 162V163H60ZM65 162V163H64ZM77 162V163H76ZM93 162V163H92ZM97 162V163H96ZM102 162V163H101ZM168 162V163H167ZM192 162L195 164V165H193L192 164ZM201 162V163H203L204 162V165H205V167L203 168L202 166H203V164H202V166H201V163L199 164V163ZM224 162V163H223ZM234 162V163H233ZM243 163V164H241V163ZM248 162V163H247ZM262 162V163H261ZM31 163H32V166H31ZM43 164L42 166H41V164ZM51 163V165H49ZM60 163V164H59ZM72 163H74V164H72ZM96 163V164H95ZM99 163V164H98ZM108 165H106V164ZM128 163V162H127ZM162 163V164H161ZM215 163V164H214ZM226 163V164H225ZM231 163V164H230ZM237 163H240V165H237ZM34 164V165H33ZM40 166V167H38V165ZM54 164V165H53ZM57 164V165H56ZM62 164H64V165H62ZM67 164V165H66ZM71 164V165H70ZM94 164V165H93ZM160 164L162 165V166H164V168L162 167V166H160ZM169 166H168V165ZM199 164V165H198ZM208 164H210L209 166H211V167H209V168H207V165ZM98 165V166H97ZM103 165V166H102ZM117 165V166H116ZM143 165H145V166H143ZM147 165V166H146ZM192 165V166H191ZM196 165H198L197 167H196ZM213 165H214V168H216V166L215 165H217V168L214 170V168H213ZM253 165H255V166H253ZM35 166V167H34ZM56 166V167H55ZM58 166H61V167H59L58 168ZM72 166V167H71ZM92 166H94V167H92ZM100 166H102V167H100ZM114 166L115 167H119V169H117V168H114ZM150 166V167H149ZM158 166V167H157ZM166 166H168V167H166ZM189 168H188V167ZM236 166V167H235ZM244 166V167H243ZM38 167V168H37ZM44 168V170L42 169V168ZM46 167V168H45ZM51 168V169H48V168ZM63 167V168H62ZM67 167V169H65ZM71 169H73V168H75L74 170H71ZM98 167V168H97ZM105 167H108V169L109 170H107V168H106V170L104 169ZM128 167V168H127ZM130 167V168H129ZM132 167V168H131ZM140 167V168H139ZM144 167V168H143ZM146 167V168H145ZM147 167H149L148 169H147ZM160 167H161V170L159 171V169H160ZM177 167H179L178 169H181V170H178L177 169ZM200 167H202V168H200ZM218 167H219V169H218ZM223 167H224V170H223ZM250 167H251V169H250ZM255 167H257V168H255ZM34 168V169H33ZM41 168V169H40ZM55 168V169H54ZM59 170H58V169ZM68 168H69V170H71V171H69L68 170ZM95 170H94V169ZM100 168H102L103 170H101ZM114 168V169H113ZM151 168V169H150ZM163 168V169H162ZM190 168H194L193 170L191 169V171H190ZM197 168H199L198 170H197ZM221 168V169H220ZM243 168H245V169H243ZM259 168V169H258ZM42 170V171H44V172H41L40 170ZM52 169H53V171H52ZM63 169V170H62ZM131 169H133L135 172H136V174H135V172L133 173L132 172V170ZM142 169V170H141ZM143 169H145V170H143ZM171 169H169L170 170V172H171ZM204 169H206V170H204ZM231 169H234L235 170V172H234V170H231ZM248 169H250V174H248L249 172H246ZM255 170L254 172H256V173H259V172H261L262 171V173H259V174H257L256 175V173H254L253 172V175H252V170ZM261 169V170H260ZM34 170H36V171H34ZM38 170V171H37ZM46 170V171H45ZM47 170H50L49 172L47 171ZM58 170V171H57ZM66 170V171H65ZM67 170H68V173L69 172H71V173H73V174H71V173H67ZM98 170V171H97ZM105 170V171H104ZM117 170V171H116ZM150 170H152V172H150L149 173V171ZM168 170V171H169ZM175 170V171H174ZM184 170V169H183ZM200 170H202V171H200ZM213 170V171H212ZM217 170V171H216ZM218 170H219V172H220V170H221V172L224 174V176L222 175V173L220 172H218ZM243 170V171H242ZM61 171V172H60ZM62 171H64V172H62ZM73 171V172H72ZM95 171V172H94ZM103 171V172H102ZM121 171V172H120ZM141 171V172H140ZM142 171H144V173L142 172ZM146 171V172H145ZM157 171V176H156V174L154 173V172H156ZM178 171V172H177ZM196 171H199V173H202V174H199L198 172H197V174H199L198 176H200L199 178H202L201 180H195V179H199V178H197L196 176ZM204 171H205V173H204ZM212 172V174H211V172ZM218 173H216V172ZM241 171V172H240ZM258 171V172H257ZM94 172V173H93ZM117 172H118V174L119 173H121V174H117ZM158 172H159V174L160 175H158ZM190 172V173H189ZM192 172H194L193 174H191ZM210 172V173H209ZM232 172V173H231ZM243 172V173H242ZM246 172V173H245ZM45 173H47V175L45 174ZM53 173V174H52ZM60 173H62V174H60ZM96 173V174H95ZM97 173H98V175H97ZM100 173H106V174H100ZM140 173H142V175H139ZM215 173V174H214ZM235 173H237L238 175H240V176H238L237 174H236V177H235ZM132 174H134V175H136V176H134V175H132ZM145 174V175H144ZM147 174V175H146ZM151 174H153L152 176H150ZM206 174L208 175L207 177H206ZM211 174V175H210ZM234 174V175H233ZM49 175V176H48ZM51 175H53V176H51ZM67 177H66V176ZM69 175V176H68ZM89 175V176H88ZM137 175H139V176H137ZM162 175V176H161ZM203 175V176H202ZM204 175H205V177H204ZM228 175V176H227ZM234 177H233V176ZM243 177H242V176ZM249 175V176H248ZM260 175V176H259ZM61 176H63V177H61ZM65 176V177H64ZM71 176V177H70ZM142 176V181H140L141 179H140V177ZM145 176V177H144ZM153 176H155V178H156V180H157V182H156V180H155V178H153ZM172 176L174 177V178H172ZM181 176L182 177H185L184 178V180H186V177L188 178L187 180H186V182H184V180H182L181 181ZM190 176H193V178L192 177H190ZM202 176V177H201ZM209 176H210V178H209ZM212 176V177H211ZM214 176V177H213ZM216 176H218V178L216 179ZM220 176H221V178H220ZM222 176L225 178H223L224 180H227V182H225L224 180H222ZM231 176H232V178H231ZM248 176V177H247ZM250 176H254L253 177V179H251L252 177H250ZM256 176L258 177V178H256ZM263 176V177H262ZM56 177V178H55ZM59 177H61V179H59ZM72 179H70V178ZM136 178V180L134 179V178ZM144 177V178H143ZM148 177V178H147ZM163 177H165V175L163 176ZM178 177V178H177ZM232 179H230V178ZM241 177V178H240ZM246 177L248 178V179H246ZM249 177H250V179L252 180V182H251V180H249ZM57 178H58V181L56 182V181H53V180H57ZM66 178V179H65ZM140 179V180H138V179ZM152 178V179H151ZM189 178L191 179V182H193V185H192V183L191 182H188V183H190V186H189V189L187 188V186H188V183H187V181L189 180ZM210 179V180H207V179ZM214 178H215V182L213 181L214 180ZM235 178V180H233ZM237 178H239V179H237ZM259 178H260V180H259ZM263 178V179H262ZM63 179L65 180L64 182L65 183H67V181H68V179H69V181L68 182H70L71 181V184L69 183H67V185L63 182ZM91 179V180H90ZM148 181H147V180ZM153 179L155 180L154 182H153ZM160 179V180H159ZM174 179H176V180H174ZM180 179V180H179ZM221 179V180H220ZM230 181H238V180H240V181H236V182H230L229 183V180ZM256 179H258V181H256ZM52 180V181H51ZM87 180V181H86ZM90 180V181H89ZM93 180V181H92ZM123 183V185H125V186H123L122 184H121V182ZM146 180V182H144V181ZM149 180H150V182H149ZM163 180H166L165 178H163ZM177 180H179V182H177ZM205 180H207V181H205ZM218 180H220V182L221 183H219L218 182ZM245 180V181H244ZM263 180V181H262ZM45 181H48V182H45ZM91 181H92V183L93 184H91ZM94 181L96 182V183H94ZM124 181V182H123ZM137 181V182H136ZM138 181H140V182H138ZM203 181H204V184H203ZM222 181L225 183H222ZM243 181L245 182V183H243ZM248 181H250V182H248ZM253 181H255V183L257 182L258 183V185L256 184V188L254 187V185H255V183L253 182ZM262 181V182H261ZM47 183V184H45V183ZM52 182V183H51ZM61 182H63V185L65 186V188H64V186L61 184L60 185V183ZM90 182V183H89ZM97 182H98V184L100 183H103V186H102V184H101V186H100V184L98 185V187H96L97 186ZM142 182L143 183H148L149 184V186H148V184L146 185V184H142ZM183 184H182V183ZM196 184H195V183ZM197 182L199 183V184H201V187L199 186V184H197ZM207 182L208 183H210L211 182V184L212 183H214L215 185L213 186V184L211 185V184H208L207 185ZM217 182V183H216ZM240 182V183H239ZM43 183V184H42ZM57 183V184H56ZM104 183H105V185H104ZM107 183V184H106ZM110 185H109V184ZM150 183H151V185H152V183H153V187L150 185ZM157 185H156V184ZM161 183V182H160ZM181 183V184H180ZM233 183V184H232ZM238 183L240 184V186L238 185ZM250 185H249V184ZM41 184V185H40ZM50 184H51V186L52 187H54V185L55 186H57V187H59V188H56V187H54V188H56L55 190H54V188H52L51 186H50ZM53 184V185H52ZM87 184V185H86ZM90 185V187H89V185ZM95 184V185H94ZM121 184V185H120ZM155 184V185H154ZM161 184H163V183H161ZM161 184H160V186H161ZM175 184H178V187H183V185H184V187L186 186V192L188 191H193L191 194H190V192H189V197H192V199H193V197H196V196H198L199 197V195H197L196 193V195L194 194V192L196 191L197 192V186L199 187V191L197 192L198 194H199V192L201 191V189L204 191V193L206 192L207 194H209V198H212L211 200H213V201H215V199H216V201H221V202H213V201H211V202H209V198L207 197V196H205V195H207L206 193L204 194V193H202L203 191H201V197H199V201H198V203H196V202H193L192 200V202L190 201V199L189 200H187L188 199V197L186 196V194L188 195V193H186L185 191H182V190H184V187L182 188V189H180L179 188V190H177L178 189V187L175 185ZM195 184V185H194ZM218 184H219V187H218ZM220 184H222V185H220ZM227 184H231V186H232V188H233V190H232V188L230 187V185H229V191L230 192H233L234 190H236V188L239 190V191H242V192H240V193H238V192H236V191H234V193H230V192H228V191H226V189H227V187H228V185ZM235 184V185H234ZM242 184V185H241ZM37 185H38V188H37ZM40 185V186H39ZM47 186V188H45V186ZM68 185H69V187H68ZM86 185V186H85ZM106 185H108L109 187H110V189H109V187H107ZM180 185V186H179ZM204 185V187L206 188V190L208 189L209 190V188H210V190H209V192H207L206 190H204V187L202 188V186ZM244 185V186H243ZM248 185V186H247ZM253 185V186H252ZM262 185V186H261ZM49 186V187H48ZM62 186V187H61ZM87 186L89 187V188H87ZM92 186L95 188V189H99L100 191H98V189H97V191L98 192H96V190L94 189H92ZM106 187V189H108L107 191H106V189H105V187ZM144 186V187H143ZM151 186V187H150ZM157 186V187H156ZM194 186H196V187H194ZM208 188H207V187ZM216 186V187H215ZM222 186H224L223 188L225 189L224 191L223 190H221L220 191V189L222 188ZM234 186V187H233ZM237 186V187H236ZM239 186V187H238ZM243 186V187H242ZM252 187V190L254 189V192H255V195H254V192L251 190V187ZM261 186V187H260ZM66 187H67V189H66ZM71 187V188H70ZM124 187V188H123ZM145 187L148 189V188H150L148 191H147V189L145 190ZM155 187V188H154ZM162 187V186H161ZM177 187V188H176ZM193 188V189H191L190 190V188ZM213 187V188H212ZM220 188V189H218V188ZM245 187V188H244ZM258 187H260L259 189H257ZM263 187V188H262ZM53 190H52V189ZM63 188V189H62ZM85 188V189H84ZM153 188V189H152ZM235 188V189H234ZM241 188H242V190H241ZM246 188H247V190H246ZM250 188V189H249ZM49 189V190H48ZM66 189V190H65ZM73 189V190H72ZM84 191H83V190ZM89 190V189H91V190H89V191H87V190ZM155 189H157V191L155 190ZM160 189V190H159ZM217 189H218V191H217ZM257 189V190H256ZM261 189V190H260ZM51 190V191H50ZM62 190V191H61ZM64 190L66 191V192H64ZM81 192H80V191ZM104 190H105V192H104ZM111 190V191H110ZM151 190V191H150ZM216 190V191H215ZM228 190V189H227ZM243 190H246L245 192L243 191ZM260 190V191H259ZM74 191H78V192H74ZM83 191V192H82ZM113 191V192H112ZM158 191L160 192V195H159V193H158ZM179 192V194L177 193V192ZM211 191V192H210ZM215 191V192H214ZM225 191H226V194H225ZM249 193H248V192ZM252 191V192H251ZM256 191H258V192H256ZM62 192H64L63 193V197H62ZM84 192H86V193H88L87 195H86V193H84ZM110 192V193H109ZM147 194H146V193ZM154 193V196H152V194ZM156 192V193H155ZM183 192H184V195H183ZM212 192H214V194L212 193ZM216 192H220L221 194H222V192H223V194H224V196H223V194L221 195L220 193L218 194V193H216ZM70 195H69V194ZM79 193H81V194H79ZM83 193L85 194V196H83ZM174 193V194H173ZM182 193V197H181V194ZM211 193V194H210ZM229 193H230V196H232V197H230V196H228L229 195ZM245 193H248L249 195H247V194H245ZM65 194H66V196H65ZM68 194V195H67ZM76 195L77 196V194H78V198L75 196V198H77V199H75L74 198V195ZM94 194V196H93V194L91 195L92 196V198H96V195ZM110 194V195H109ZM177 194V195H176ZM192 194L193 195H195V196H192ZM203 194V195H202ZM215 194H217V195H215ZM228 194V195H227ZM251 194H253L254 196H252ZM259 194H261V196H260V198H258L260 201L259 202H257V197H259ZM262 194H263V197H262ZM72 195H73V204L71 203L72 201H71V197H72ZM100 195V196H99ZM113 195H114V199H113ZM159 195V196H158ZM162 195V196H161ZM180 195V196H179ZM213 195L214 197H211V196ZM220 195V196H219ZM227 195V196H226ZM234 195V196H233ZM235 195H237V196H235ZM242 195H244V198H243V196ZM64 196L66 197L65 199H64ZM106 196H109L108 198L106 197ZM117 196H119V197H117ZM123 198H122V197ZM125 196V197H124ZM130 198H128V197ZM157 196V197H156ZM177 196V197H176ZM180 198H179V197ZM203 196V197H202ZM218 196V197H217ZM227 200H225L223 197ZM226 196V197H225ZM238 196H240V197H238ZM247 196H249V198L247 197ZM252 196V197H251ZM118 198V200H117V198ZM126 197H127V199H126ZM174 197H172V198H174ZM187 198L186 200L184 199V198ZM215 197H217V198H215ZM222 199H224L227 203H225V201L224 200H221V198ZM230 197V199H228ZM235 197H237L236 198V201H234V199L233 198H235ZM245 197H247V198H245ZM67 198H68V200H69V202H68V200H67ZM81 198L80 199H78V200H81ZM101 198H97L98 200H101ZM116 198V199H115ZM122 198V199H121ZM154 198V199H153ZM156 198V199H155ZM177 198L179 199V200H177ZM201 198H202V200H201ZM206 198V199H205ZM214 198V199H213ZM238 198H239V200H238ZM243 198V199H242ZM252 198L253 199H255V200H252ZM261 198H263V200L261 199ZM63 199V200H62ZM119 199H121V200H119ZM182 199H183V201H184V203L182 204ZM197 199V197L195 198V199H193L194 201ZM217 199H220V200H217ZM231 199H233V201L234 202H237L238 203V201H239V203L238 204H236V203H234ZM47 200V201H46ZM117 200V201H116ZM129 201V202H127V201ZM170 200H171V203H170ZM203 200H205L204 202H203V205L201 204H199V202H201V201H203ZM35 201V203L33 204V202ZM68 202V203H66V202ZM187 201V202H186ZM207 201L209 202V203H207ZM222 201H224V202H222ZM32 202V203H31ZM46 202L48 203V204H46ZM63 202H64V204H67V205H65V207H66V209H65V207H64V204H63ZM126 202V203H125ZM155 202V203H154ZM169 202V203H168ZM186 202V203H185ZM232 202V204H230V203ZM51 203V205H49ZM60 203L62 204V205H60ZM70 203H71V206H69L70 205ZM132 203H133V205H132ZM175 203V204H174ZM188 203H189V205H188ZM190 203L191 204H193L192 206L190 205ZM204 203H206V204H204ZM129 204V205H128ZM139 204V205H138ZM141 204V205H140ZM143 204V205H142ZM146 204H148V205H146ZM177 204V205H176ZM183 206H182V205ZM187 204V205H186ZM199 204V205H198ZM216 204V205H215ZM220 206V209H218V205ZM221 204V205H220ZM228 204L230 205V206H234V207H230V209H229V207H228ZM234 204V205H233ZM262 204V205H261ZM32 205H34V206H32ZM60 205V206H59ZM74 205V206H73ZM138 205V206H137ZM149 205H150V207H149ZM151 205H153V206H151ZM180 205V206H179ZM186 205V206H185ZM238 205V208H235V206H237ZM260 205H261V207H260ZM63 206V207H62ZM131 206V207H130ZM146 208H145V207ZM193 207V206H195V207H193L192 208V211L193 212H196V213H194L193 215L192 214H190V213H193V212H191V209L189 208L188 209V207ZM202 208V206H203V208H202V210H201V208ZM208 206V207H207ZM216 206H218L217 208H216ZM16 207V208H15ZM18 207H20L21 208V210L19 211L17 208ZM48 207V208H47ZM50 207V208H49ZM52 207V208H51ZM73 207V208H72ZM118 207V208H117ZM125 207H127V208H125ZM128 207H129V209H128ZM137 207V208H136ZM156 207V208H155ZM176 207H177V211L175 210L176 209ZM181 207V209H179ZM184 207V208H183ZM205 207V208H204ZM63 209V210H61V209ZM71 208V209H70ZM150 208V209H149ZM184 210H183V209ZM231 208H232V210H231ZM235 208V209H234ZM17 209V210H16ZM51 209V210H50ZM64 209H65V211H64ZM73 209V210H72ZM118 209V210H117ZM128 209V210H127ZM131 209V210H130ZM197 209H198V211H197ZM210 210V212H209V210ZM217 209V210H216ZM48 210H50V211H48ZM58 210H61V211H58ZM70 210H72V211H70ZM112 210H110L111 211V213L113 214V211ZM137 210V211H136ZM180 210V211H179ZM188 210H190V212H188ZM199 210H201L202 211V214H201V211L199 212ZM218 210H219V212H218ZM230 210V211H229ZM235 210H237V214H238V216H237V214H235L236 213V211ZM48 211V212H47ZM53 211V212H52ZM62 211H64V213L62 212ZM120 211V212H119ZM129 211H131V212H129ZM136 211V212H135ZM148 211V212H149ZM169 211H171L170 213H169ZM183 211V212H182ZM184 211H186V212H184ZM205 211V212H204ZM207 211V212H206ZM211 211H213L214 213H212ZM217 211V212H216ZM232 211V212H231ZM235 211V213H233ZM50 212V213H49ZM52 212V213H51ZM58 213V216H60V217H58L57 216V213ZM60 212V213H59ZM69 212V213H68ZM128 212V213H127ZM134 212V213H133ZM147 212V211H146ZM200 214H199V213ZM56 213V214H55ZM62 213V214H61ZM67 213V214H66ZM129 213H131V214H129ZM179 213V214H178ZM183 213V214H182ZM207 213V214H206ZM208 213H211L212 215H214L216 218L217 217H219V220H218V218H217V220H215L216 218L214 217V216H212L211 214H208ZM216 213V214H215ZM218 213H219V216H217L218 215ZM221 213V214H220ZM253 213V214H252ZM53 216H52V215ZM63 214H65V215H63ZM111 214V215H112ZM115 214H113L112 216H113V218H112V216H110V219L109 220H112V221H109V222H111V223H109L108 224V228H110V229H108V230H112L113 231V229H114V231L115 232H110L111 233V236H105L106 238H108V237H113L114 235H115V233H117L118 232V234H116V236L118 235V236H120V234L122 233V234H124V235H128L130 232V234L129 235H131V234H133V236L135 237V235L136 236H139V239H138V241L139 242H141L140 244H142V237L145 235V224L144 225H141V224H143V223H141V222H138L137 224H135L136 225V227H134L135 225H128V223L129 222H127V221H124L123 222V220H120L121 218H120V216H118V214L117 215H115ZM119 214V215H120ZM165 214V215H164ZM173 214V215H172ZM175 214H178V215H175ZM186 214V215H185ZM189 214V215H188ZM197 214V216H195ZM204 214L206 215V218L207 219H209V220H207V222L205 221V216H204ZM233 214H235V216L233 215ZM49 215H51V216H49ZM117 216V217H115V216ZM147 215H148V217H147ZM150 215V216H149ZM168 215V216H167ZM183 215V216H182ZM191 215H192V217H191ZM199 215V216H198ZM202 215V216H201ZM211 215V216H210ZM51 218V219H49V217ZM63 216V217H62ZM167 217V219L165 218V217ZM170 216V217H169ZM195 216V217H194ZM204 216V217H203ZM55 217H57L56 219H55V221H53V218H55ZM152 217H154V216H152ZM184 217H185V219H184ZM199 217V218H198ZM201 217L203 218V220H204V222H206L205 224H206V226H207V228H209L210 227V225L209 224H211V225H213L212 227H210V229L212 228V229H215V227H214V224H215V226H216V229L217 230H219L218 231V233L220 234L219 235V239L221 240V238H220V236L221 237H223L222 238V242L220 241L219 243V246H220V248L218 247V249H220L221 251H220V253H219V251H218V253H219V255H218V257L216 258V256L214 257L213 256V260L211 259L212 257H210V259H209V257L207 258V261H200V260H197V258L196 257H194V256H191L192 254L193 255H195L194 254V252L197 250V246L199 247V244L197 243V240H195L196 238H194V236H195V234H197V227L199 226L198 224H199V222L197 221L198 219H201ZM210 217V218H209ZM231 217H232V220H231ZM236 217V218H235ZM46 218H48V219H46ZM64 218V219H65ZM86 218V217H85ZM85 218H84V220H85ZM119 218V219H118ZM190 218L192 219V220H194L195 221V223H193L192 222V220H190ZM220 218H223V220H224V222H223V220L221 221V219ZM234 218H235V220H236V223H235V221L233 222V220H234ZM58 219H61V220H58ZM116 219V220H115ZM118 219V220H117ZM154 219H157V220H154ZM162 219V220H161ZM164 219H166V220H164ZM169 219V220H168ZM179 219H181V220H179ZM189 220L188 222H187V220ZM196 219V220H195ZM210 219H212L211 221H210ZM213 219L215 220V222L213 223ZM47 220H48V222H47ZM113 220H115L116 222H113ZM184 220V222H183V224L181 225V223H182V221ZM51 221H53V222H51ZM118 221H120V222H118ZM164 221V222H163ZM168 221H170L169 222V224H168ZM218 221L220 222V223H218ZM52 224H51V223ZM55 222V223H54ZM59 222H61V223H59ZM159 222V223H158ZM167 222V223H166ZM186 222V224H184ZM189 222H190V224H189ZM191 222H192V224H191ZM210 222V223H209ZM226 222H229V225H231V226H228V223H226ZM84 223H87V218H86V220L84 221ZM115 223V224H114ZM117 223V224H116ZM122 223L126 226H124V225H122ZM161 223H163V225L161 224ZM166 225H165V224ZM223 223V224H222ZM234 223V226L232 225V224ZM49 226H47V225ZM56 224V226H54V225ZM114 224V225H113ZM123 226V227H121V225ZM131 224V223H130ZM161 224V225H160ZM168 224V225H167ZM171 224V225H170ZM189 224V225H188ZM227 224V225H226ZM51 225V226H50ZM59 225V226H58ZM60 225H62V226H60ZM117 225H120V226H116ZM127 225L129 226V227H127ZM188 225V226H187ZM190 225H191V227L192 228H190ZM194 225H196V227L194 226ZM209 225V226H208ZM220 225H222V226H220ZM52 226H54V228H52ZM109 226H112V227H109ZM141 226H143V227H141ZM170 226V228H168V227ZM194 226V227H193ZM219 226V227H218ZM228 226V227H227ZM233 226V227H232ZM263 226V227H262ZM47 227H48V229H47ZM51 227V228H50ZM57 227V228H56ZM115 227V228H114ZM138 227V228H137ZM186 229H184V228ZM191 229H189V228ZM220 227H222V229H224V230H222ZM224 227V228H223ZM225 227H227L226 228V231H225ZM229 227H231V229L230 230H228L229 229ZM46 228V229H45ZM117 228V230H115ZM124 228H126V229H124ZM138 231V232H135L136 230ZM169 229V230H167V229ZM220 228V229H219ZM234 228V229H233ZM56 229V230H55ZM59 229V230H58ZM118 229H121L122 231L124 230L125 232L127 231L128 232V234H126L124 231V233L123 232H120ZM131 229V231L129 232V230ZM188 229V230H187ZM195 230V233H194V230ZM47 230V231H46ZM49 230H51V231H49ZM106 230H107V228H106ZM107 230V232L109 233V231ZM145 230V231H144ZM164 230V231H163ZM186 232H185V231ZM220 230H222V232L220 231ZM132 231H133V233H132ZM166 231V232H165ZM191 231V232H190ZM233 231V232H232ZM234 231H236V232H234ZM50 232V233H49ZM59 232V233H58ZM120 232V233H119ZM135 232V233H134ZM172 232V233H171ZM181 232V233H180ZM188 232H189V234H188ZM193 232V233H192ZM223 234H221V233ZM223 232H225V233H223ZM229 232L230 233H234V235H238V236H234V235H232L233 237H234V239H236V240H233V238H232V236H231V239H230V237L228 236L229 235ZM49 234L48 236L46 235V234ZM51 233H55V234H53V235H51ZM56 233H57V235H56ZM139 233V234H138ZM169 233H170V235H169ZM178 233V234H177ZM183 233V234H182ZM185 233L187 234V236L188 235H190L191 234V236H189V237H184L185 236ZM60 234V236H58ZM121 234V235H122ZM135 234V235H134ZM141 234V235H140ZM143 234V235H142ZM179 234H182L183 236H179ZM226 235V239L224 238L225 237V235ZM175 235H177V236H175V238H174V236ZM56 236H57V240H56ZM142 236V237H141ZM208 236L210 237H207V239H214V237L213 238H211L212 236H210L209 234H208ZM55 239H54V238ZM105 237H103V240H105L104 242H106L107 241V239L105 238ZM50 238V239H49ZM110 238H108V239H110ZM136 238H138V237H136ZM179 238H181L180 240H179ZM191 239V241H188L187 242V240H190ZM47 239H48V241H47ZM187 239V240H186ZM195 241V245H193L194 244V241ZM228 239H230V240H228ZM53 240V241H52ZM54 240H55V243H54ZM141 240V241H140ZM177 240V241H176ZM204 240V239H203ZM211 240H209L208 242H211ZM223 240H226V241H223ZM53 242V244H52V242ZM57 241V242H56ZM193 241V242H192ZM230 241H231V243H230ZM232 241H233V243H232ZM239 241V242H238ZM49 242V243H48ZM139 242H137V243H139ZM174 242V243H173ZM191 242V243H190ZM215 243V240H212V244L211 243H209V245H213L214 243ZM225 243V247H223V244ZM226 242H228V244L226 243ZM45 243V244H44ZM57 243H58V245H57ZM193 243V244H192ZM230 243V244H229ZM236 243L238 244H240L241 246H242V250H243V248H245V247H248L247 249L245 248V250H243V252L241 251V246L240 247H238L239 246V244L235 247V245H236ZM47 244V245H46ZM51 244V245H50ZM55 244V245H54ZM140 244H137V246H136V248L134 247L133 248V246L132 247H130V248H127V247H125V248H127V249H129V250H127V249H125V248H123V251L122 250H115V248H113L114 246H109V252H110V254H111V251H112V257H113V259H114V264H115V260H117L118 261V259H120L119 260V262H118V264H122L123 262H125V263H123V264H148L150 261H148V259L147 258H144L143 256H142V254H141V252H140V249H142L141 248V245ZM189 244H191V245H189ZM46 245V246H45ZM48 245L50 246V247H48ZM138 245H140V246H138ZM189 245V246H188ZM193 245V246H192ZM221 245H222V247H221ZM233 246V248L235 249V253L236 254H238V253H240V254H238L237 255V257L239 256V258H237L236 257V259H235V257L234 256H236V254H233V257H231L232 256V254H229L228 255V253H231L234 249H232L231 248V246ZM44 246V247H43ZM59 246V247H58ZM186 246V247H185ZM195 246V247H194ZM230 246V247H229ZM170 247V248H169ZM182 247V248H181ZM195 249H193V248ZM214 247V246H213ZM211 248V246H210V250L211 251H213V249L215 248ZM43 248H45V249H43ZM58 250H57V249ZM133 248V249H132ZM140 248V249H139ZM191 248V249H190ZM226 248V249H225ZM229 250H228V249ZM230 248H231V250H230ZM236 248H237V251H236ZM238 248H239V250H238ZM47 249H49V250H51L52 249V251H48ZM114 249V250H113ZM131 249V250H130ZM135 249V250H134ZM172 251H171V250ZM183 251H182V250ZM185 249H186V251L187 252H185ZM187 249H189V250H187ZM192 249L194 250V251H192ZM224 249V250H223ZM43 250H45V251H43ZM55 250H57V251H55ZM124 250H127L128 252L127 253H129V254H127L126 253V251H124ZM137 250H139V251H137ZM205 250H206V248H205ZM247 250H249V251H247ZM55 251V252H54ZM114 251V252H113ZM120 253H119V252ZM133 251H135V252H133ZM167 251V250H166ZM206 251H208V248H207V250ZM210 251V252H211ZM228 251V252H227ZM231 251V252H230ZM241 251V252H240ZM46 252V253H45ZM49 252V253H48ZM50 252H53V253H50ZM117 252V253H116ZM122 252H125L124 254L122 253ZM136 252H138L139 254H136ZM171 252V253H170ZM183 252H184V254H183ZM190 252V253H189ZM193 252V253H192ZM209 252V253H210ZM222 252V253H221ZM224 252V253H223ZM234 252H232V253H234ZM249 252H251V253H249ZM55 253H56V255L58 254L59 255V253H60V255L59 256H55ZM119 253V254H118ZM132 255H131V254ZM135 253V254H134ZM186 253V254H185ZM227 253V255H225ZM243 253H245V254H243ZM50 254H51V256H50ZM62 254H63V256H64V258H63V256H62ZM65 254V255H64ZM113 254L115 255V256H113ZM118 256H117V255ZM121 254H122V256H121ZM125 254H127V255H125ZM141 254V255H140ZM172 254V255H171ZM187 254H188V256H187ZM243 254V255H242ZM250 254H252V255H250ZM47 255H48V257H47ZM70 255V256H69ZM137 257H136V256ZM139 255H140V257H139ZM172 256V257H170V256ZM186 255V256H185ZM222 255L223 256H226V258L225 257H222ZM250 255V256H252V257H248V256ZM55 256V257H54ZM61 256V257H60ZM121 256V257H120ZM124 256H126V257H124ZM130 256V257H129ZM196 256V255H195ZM54 257V259H55V261H54V263H53V258ZM58 259H57V258ZM65 257H67L66 259H65ZM114 257H116V259L114 258ZM141 257H143V259L141 258ZM167 258V260L168 261H166V258ZM228 257H229V259H228ZM240 257H241V259H240ZM244 257V258H243ZM246 257H248V258H246ZM253 257H254V259H253ZM51 258V259H50ZM62 258H63V260H62ZM129 258V259H128ZM131 258V259H130ZM141 258V259H140ZM170 258V259H169ZM194 258H195V260H194ZM230 258H232V259H234V260H230ZM47 259V260H46ZM48 259H50L49 261H48ZM60 259V260H59ZM123 259V260H122ZM148 261V262H146V260ZM165 259V260H164ZM209 259V260H208ZM229 260V261H226V260ZM240 259V260H239ZM251 259H253L254 261H252ZM62 260V262H60ZM67 260L68 261H70V262H67ZM212 260V261H211ZM221 260V261H220ZM223 260H224V262H223ZM250 260H251V262H250ZM49 262V263H47V262ZM121 261V262H120ZM126 261H128V262H126ZM155 261H153V262H155ZM164 261V262H163ZM173 261V262H172ZM200 261V262H199ZM67 262V263H66ZM97 262V263H96ZM130 262V263H129ZM153 262H151V263H149V264H154ZM221 262V263H220ZM223 262V263H222ZM228 262V263H227ZM95 263L96 264H99V261H95ZM155 263V264H156ZM158 263V264H159ZM247 263V264H248ZM116 264H117V262H116ZM209 264H212V263H209ZM234 264V263H233Z\"/></svg>",
	"mask_w": 264,
	"mask_h": 264
},
{
	"label": "bare ground",
	"instance_id": "bare-ground-1",
	"mask_svg": "<svg viewBox=\"0 0 264 264\" xmlns=\"http://www.w3.org/2000/svg\"><path fill=\"white\" fill-rule=\"evenodd\" d=\"M17 1V0H16ZM21 1V0H20ZM19 0L17 1L18 3L20 2ZM28 1V0H27ZM30 1V0H29ZM28 1V2H29ZM114 1V0H113ZM117 1V2H116ZM115 1V6L113 7V5H112V7L113 8H117V6H116V3L117 4H119L118 3V1H121V0H116ZM128 2H127V4H126V10H125V15H124V11L122 10V9H125V7L123 6L122 8H121V10L123 11H120V10H118V11H120V12H118V13H120L121 14V12L123 13L122 15H120V16H123L124 15V18H125V20H126V23H127V28L129 29H127L125 32L126 33H124V31H121L122 33H123V35H120V38H121V36H123V39L122 40H124V41H126L127 43L128 42H130V43H133L135 46H138V47H140V48H143L144 49V52L146 53L145 55H147V56H149V60L151 59L153 62H157V63H159V60H158V57H159V55L157 54V51L155 50V48H154V50L156 51H154L149 45L150 44H148V42H147V36H146V34L145 33H147V31H143L142 29H144V28H141V24L143 23L142 21H140L139 20V16L141 15L140 14V11H141V8H142V6H143V1L144 0H127ZM146 1V0H145ZM153 1H157V0H153ZM152 1V2H153ZM161 1V0H160ZM159 1V2H160ZM163 1V0H162ZM170 1V0H169ZM168 1V2H169ZM173 1V0H172ZM174 1H176V0H174ZM178 1V0H177ZM182 1V0H181ZM241 0H239V2H238V4L240 3V4H244V1H243V3H241L240 2ZM17 2H15L16 4H18ZM24 2V1H23ZM110 2V1H109ZM112 2V1H111ZM122 2V1H121ZM148 2H149V0H148ZM164 2H165V0H164ZM179 2H180V0H179ZM179 2H169L170 3V8H171V6H172V11L171 12H173V14L174 15H172V17H173V20L171 19V18H168L166 15V17H167V19L169 20V19H171L172 20V27H169V28H173V29H175V31H176V33H178V34H180V35H182L183 36V42H184V44H185V46H181V48H184V47H186V48H184V49H187V51L189 52V54L191 55V57H192V59H193V64L195 65V67H193V69H192V71L190 72V71H186L185 70V68L184 67H182V70L180 71L178 68H180L179 66L181 65H179L178 66V68H177V71H180V74L178 75L177 73V75L178 76H181V77H186V76H188L189 77V79L190 78H192L193 79V81L194 80H196L197 81V83L198 82H200L201 84L200 85H202V87L204 88V89H201V90H203V91H206L207 93H209V95L211 94V96H212V98L214 97L215 98V104H216V107L220 110V112L223 114V116L225 117V119L228 121V123L229 124H231L230 126H232V128H234L235 130H236V132L238 131L240 134H242V135H239L237 138H239L240 136H243V137H245L246 138V140H249V141H247V142H249L247 145H249L250 146V143H251V147L253 146L254 147V149H257V148H261L263 145H262V143H264L263 142V140H264V46L261 44V40L263 39V37H264V12L263 13H259L260 11L259 10H255L254 9V11L255 12H258L259 13V15L258 16H256L255 14V16H254V18L252 17L253 15H251L250 17H248L249 15L248 14H246V12H243V13H245V16L246 15H248L247 17H245L244 15H243V13H241L242 14V16H244V17H242L241 15H239L238 14V12H237V0H209V4L210 5H212V6H215L216 7V14H214V16H210V15H206V14H208V13H203V12H201L202 10H200V11H198V15H199V19H198V21H196L197 22V30L194 32L193 30V32L192 33H187V31L188 30H186V28H188V27H186L185 28V30H186V32H185V30H184V27H181L182 25H186L187 23H184V24H182L181 26L179 25L180 23L178 22V20H177V17H181L182 15H183V11H181L179 8L182 6V5H180V3ZM185 2V1H184ZM264 2V1H263ZM124 3H125V1H124ZM124 3H122V5L124 4ZM145 3H147V2H145ZM163 3V2H162ZM204 3V5H205V3H207L205 0H187V3H185V4H188V6H189V8L190 7H196L197 5H199V6H201L202 4ZM207 3V4H208ZM254 3V2H253ZM3 3H1V5H2ZM15 4V6H17V7H19V5H16ZM25 3H22V4H20V6L22 7L23 5H24ZM26 4H28V3H26ZM106 4H108V3H106ZM105 4V5H106ZM148 4V3H147ZM146 4V5H147ZM150 4V3H149ZM148 4V5H149ZM157 4H158V2H157ZM156 4V5H157ZM164 4V3H163ZM162 4V5H163ZM182 4V3H181ZM251 4V3H250ZM264 4V3H263ZM109 5H110V3H109ZM121 5V6H122ZM148 5L147 6H145V7H147L146 9H147V11H148ZM161 5V4H160ZM169 5V4H168ZM210 5H207V6H210ZM246 5H248V3L246 4ZM252 5H255V7H256V4L254 3V4H252ZM4 6V5H3ZM107 6V5H106ZM120 6V7H121ZM151 6V5H150ZM157 6H159V5H157ZM167 6V5H166ZM166 6H165V8H164V10L165 9H167L166 8ZM187 6V7H188ZM203 6V5H202ZM206 6V5H205ZM205 6L204 7H202V9L203 8H205ZM206 6V7H207ZM212 6H210V8H209V11H210V9L212 8ZM251 5H249V7H250ZM110 7V6H109ZM112 7H110V11H111V8ZM119 7V6H118ZM144 7V6H143ZM155 7V6H154ZM186 7V6H185ZM184 8V9H188V8ZM214 7V8H215ZM246 7V6H245ZM252 7V6H251ZM2 8V7H1ZM107 8V10H108V7H106ZM168 8H169V6H168ZM239 8V7H238ZM241 8V7H240ZM239 8V10L240 11H242L241 9ZM242 8H244V7H242ZM254 8V7H253ZM263 7H261V9H262ZM151 9H153V6H152V8ZM157 9V7L155 8V10ZM192 9V8H191ZM196 9V8H195ZM195 9H194V13L197 11H195ZM198 9V8H197ZM252 9V8H251ZM257 9H260L259 7L257 8ZM260 9V10H261ZM264 9V8H263ZM113 10V9H112ZM116 10V9H115ZM144 11H145V9H143ZM154 10V9H153ZM160 10H163V9H157V11H160ZM171 10V9H170ZM170 10H168L167 9V11L169 12ZM190 10V9H189ZM199 10V9H198ZM206 10H207V8H206ZM205 10V11H206ZM117 11V10H116ZM115 11V12H116ZM147 11H145V13L147 12ZM151 11V10H150ZM187 11V10H186ZM185 11V12H186ZM204 11V12H205ZM208 11V10H207ZM248 11H249V9H248ZM251 11H253V9L251 10ZM262 11V10H261ZM112 12V11H111ZM111 12H109V14L111 13ZM149 12V11H148ZM163 12V11H162ZM192 12V13H193ZM211 12V11H210ZM112 13H114V10H113V12ZM144 13V12H143ZM156 13H160V12H156ZM167 13V12H166ZM189 13H191V12H188V15H190ZM211 13H213V12H211ZM249 13V12H248ZM148 14V13H147ZM151 14V13H150ZM152 14H155V13H152ZM164 14V13H163ZM168 15H170L169 13H167ZM210 14V13H209ZM119 15V14H118ZM145 15V14H144ZM149 15V14H148ZM187 15V16H188ZM194 14H192L191 16H193ZM197 15V14H196ZM196 15H194L193 17L194 18H196L195 16ZM197 15V16H198ZM112 16V15H111ZM146 16V15H145ZM159 16V15H158ZM165 16H164V18H163V15H162V17H161V20L162 19H166L165 18ZM185 16V15H184ZM119 16H117L116 18H115V16H114V18L115 19H117ZM154 17H156L155 15H154ZM170 17V16H169ZM186 17V16H185ZM185 17H183V18H185ZM193 17L191 18V17H189V18H191V19H193ZM113 18V17H112ZM120 18V17H119ZM122 18V20H123V17H121ZM150 18H152V17H150ZM182 18V19H183ZM187 18V17H186ZM198 18V17H197ZM140 19H141V17H140ZM145 19V18H144ZM148 19V18H147ZM153 19V18H152ZM158 19V18H157ZM159 19H160V17H159ZM114 20V19H113ZM117 20H119V19H117ZM117 20H114V21H116V23L118 22ZM121 20V19H120ZM141 20H143V19H141ZM150 20V19H149ZM177 20V21H176ZM186 20H188V19H186ZM196 20V19H195ZM195 20L193 19V21L195 22ZM111 21V20H110ZM139 21L141 22V24L139 23ZM154 21V20H153ZM156 21V20H155ZM112 22V21H111ZM120 22V21H119ZM118 22V23H119ZM162 23V21H159L158 23ZM181 22V21H180ZM183 22H185L184 21V19H183ZM186 22H190V20L189 21H186ZM191 22H192V20H191ZM190 22V23H191ZM113 23L114 22H112L110 25L112 26H110L111 27V29H109V31H111V32H109L108 31V33H112V32H114L115 34H119V33H116V32H118L117 30H115V29H118V28H115L114 27V31H113ZM123 23V22H122ZM149 23V22H148ZM150 23H151V21H150ZM153 23V25H156V24H154V22H152ZM125 24V23H124ZM124 24H122L121 25V22L119 23V26H124ZM192 24V23H191ZM191 24H189L190 26H191V28H192V26H193V24L191 25ZM142 25H144V24H142ZM152 25V26H153ZM167 25V24H166ZM168 25H169V23H168ZM117 26H118V24H117ZM118 26V27H119ZM125 26H126V24H125ZM150 26H151V24H150ZM160 27H161V25H159ZM164 27H165V25H163ZM169 26H171V25H169ZM195 26V25H194ZM194 26H193V29H194ZM109 27V28H110ZM147 27V26H146ZM164 27H162V29H164ZM151 28V27H150ZM155 28V27H154ZM153 28V29H154ZM159 28V27H158ZM120 29H122V28H120ZM152 29V28H151ZM160 29V28H159ZM166 29H167V31L169 30L168 29V27L166 26ZM171 29H170V31H171ZM119 30V29H118ZM123 30H124V28H123ZM144 30H148V28H146V29H144ZM195 30V29H194ZM120 31V30H119ZM149 31V30H148ZM151 31V30H150ZM150 31H149V33H150ZM153 31V30H152ZM157 31H160V30H157ZM162 31V30H161ZM163 31H165V30H163ZM163 31H162V33H163ZM155 31H153V33H154ZM191 32V31H190ZM113 33V34H114ZM122 33H120V34H122ZM173 33V32H172ZM175 33V32H174ZM176 33H175V35H176ZM160 34V33H159ZM150 35H152V33L150 34ZM157 35H158V33H157ZM161 35V34H160ZM163 35H165V33L163 34ZM167 35V34H166ZM173 35V34H172ZM108 36V35H107ZM110 36V35H109ZM108 36V37H109ZM112 36V35H111ZM153 36V35H152ZM152 36H150V37H152ZM170 36H171V34H170ZM177 36V35H176ZM175 36V37H176ZM117 37V35L115 36V38ZM150 37H148V38H150ZM154 37L155 36H153V41H154ZM111 38V37H110ZM157 38V37H156ZM161 38H162V36H161ZM164 38H166V36L164 37ZM170 38V37H169ZM172 38H174V35H173V37ZM109 39V38H108ZM113 39V38H112ZM176 39V42H177V38H174V40ZM114 40V39H113ZM119 40V39H118ZM152 40V39H151ZM165 40V39H164ZM163 40V41H164ZM170 40V39H169ZM174 40H171V41H174ZM180 40V39H179ZM149 41V40H148ZM231 41H233V42H231ZM109 42H112V40L110 41L109 40ZM114 42V41H113ZM115 42H118L117 41V38H116V40H115ZM119 42H120V40H119ZM158 41H156V42H154V43H157ZM179 42V41H178ZM180 42H181V40H180ZM57 43V42H56ZM58 43H59V41H58ZM125 43V42H124ZM151 43V42H150ZM160 43H162V41H160ZM263 43V42H262ZM60 44V43H59ZM64 44V43H63ZM62 44V45H63ZM118 44V43H117ZM152 44V43H151ZM170 44H172V43H170ZM174 44V43H173ZM181 44V43H180ZM56 45V44H55ZM62 45H59V47H58V45H57V47H58V49L62 46ZM111 45H113V44H111ZM114 45H115V43H114ZM120 45H122V43L120 42ZM120 45H117V46H120ZM126 45H128V44H126ZM125 45V46H126ZM131 45V44H130ZM133 45V46H134ZM155 45V44H154ZM157 45H158V43H157ZM157 45H155L154 47H156ZM165 45V44H164ZM163 45V46H164ZM178 45V44H177ZM177 45H175V46H177ZM182 45V44H181ZM117 46L115 45L114 47H116L117 48ZM134 46V47H135ZM159 46H160V44H159ZM158 46V47H159ZM162 46V45H161ZM162 46V47H163ZM174 46V47H175ZM226 46H227V49H226ZM56 47V46H55ZM63 47H65V45L63 46ZM128 47V46H127ZM170 47V46H169ZM171 47H173V46H171ZM173 47V48H174ZM180 47V46H179ZM116 48H115V51H116ZM123 48V47H122ZM131 48V47H130ZM133 48V47H132ZM160 49H161V47H159ZM165 48V47H164ZM167 48V47H166ZM176 48V47H175ZM56 49V48H55ZM57 49V50H58ZM112 49V48H111ZM118 49H120V47L118 48ZM125 49H126V47H125ZM124 49V50H125ZM156 49H158L157 47H156ZM159 49V50H160ZM163 49V48H162ZM178 49V48H177ZM224 49H226V54H224V56H223V52H224ZM62 50V49H61ZM61 50H60V52H61ZM64 50V49H63ZM127 50V49H126ZM135 50H137V49H135ZM180 51H181V49H179ZM183 50V49H182ZM228 50V51H227ZM113 52H114V50H112ZM167 51H168V49H167ZM167 51H165V52H167ZM179 51V52H180ZM184 51V50H183ZM117 52H118V50H117ZM129 52V51H128ZM127 52V53H128ZM140 52V51H139ZM158 52H160L161 53V51H158ZM111 53V52H110ZM115 53V52H114ZM122 52H120V54H121ZM125 53V52H124ZM123 53V54H124ZM127 53H125V54H127ZM130 53V52H129ZM133 53H135V52H133ZM175 53V52H174ZM173 53V54H174ZM176 53H177V51H176ZM176 53L174 54V58H175V55H176ZM184 53H185V51H184ZM111 54H113V53H111ZM119 54V53H118ZM130 54H132V53H130ZM137 55H138V52L136 53ZM143 54V53H142ZM164 54V53H163ZM162 54V56H164ZM172 54V55H173ZM180 54V53H179ZM182 54H183V52H182ZM127 55H129V54H127ZM134 55V54H133ZM141 55V54H140ZM139 55V56H140ZM161 55V54H160ZM168 55L170 56L171 55V52H170V54L168 53ZM171 55V56H172ZM189 55V56H190ZM142 56V55H141ZM169 56H167V58H169ZM181 56V58L180 59H183L182 58V56L183 55H180ZM184 56H186V55H184ZM189 56H187L186 58L188 59L189 58ZM111 57H112V55H111ZM126 57V56H125ZM134 57V56H133ZM132 55H131V57L128 59V60H132ZM177 57V56H176ZM160 58H162L163 59V57H160ZM159 58V59H160ZM171 58V57H170ZM169 58V59H170ZM172 58H173V56H172ZM185 58V57H184ZM126 59V58H125ZM145 59V58H144ZM176 59V58H175ZM113 60V59H112ZM127 60V59H126ZM138 60V59H137ZM150 60V61H151ZM164 60V59H163ZM172 60H174V59H172ZM179 60V59H178ZM50 61V60H49ZM114 61V60H113ZM133 61V60H132ZM138 61H140V60H138ZM145 61V60H144ZM148 61V60H147ZM149 61V63L151 64V62ZM166 61V60H165ZM168 59H167V63H168ZM171 61V60H170ZM187 61V60H186ZM189 61H190V59H189ZM52 62H53V60H52ZM125 62V61H124ZM129 62V61H128ZM131 62V61H130ZM174 62V61H173ZM173 62H170L169 64H171V63H173ZM183 62H184V59H183ZM50 63V62H49ZM57 63V62H56ZM55 63V64H56ZM115 63V62H114ZM133 63V62H132ZM134 63H135V60H134ZM146 63V62H145ZM148 63V62H147ZM160 63H164L163 61L162 62H160ZM179 63V62H178ZM178 63H176V64H178ZM180 63H182V62H180ZM184 63H186V62H184ZM192 63V62H191ZM58 64V63H57ZM111 64H112V61H111ZM128 64V63H127ZM149 64V65H150ZM169 64H167V65H169ZM113 65V64H112ZM124 65H125V63H124ZM124 65H121V66H124ZM134 65V64H133ZM137 66H139V62H138V64H136ZM145 65V64H144ZM149 65H147V66H149ZM153 65V64H152ZM172 65V67L174 66V64H171ZM189 65V63L187 64V66ZM127 66V65H126ZM131 66V65H130ZM137 66H133L134 67V69L132 70L130 67V73H129V76L126 74V73H124L123 75H127L128 77H127V79H126V82L128 83L127 85H132L134 88H136V90L137 89H139V87H140V89H141V87L143 88L144 86H143V76H147V78L151 81H147V79H145V81L149 84V83H151V92H152V94H150L152 97V99L153 100H155V101H157V99H158V101L160 100L159 98H161V97H164V95H166V94H164V93H166L165 91L166 90H169V89H166L164 92L162 91L163 89H161L162 88V86H160V83H161V81H160V79H161V77L156 73V71H155V69L153 70L151 67H150V70H147L146 72H145V75L143 74V71L144 70H142L141 71V68H138ZM142 66V65H141ZM146 66V67H147ZM184 66H186V64H184ZM193 66V65H192ZM125 67V66H124ZM123 67V68H124ZM128 67V66H127ZM126 67V68H127ZM135 67H137V69H135ZM140 67V66H139ZM144 67V66H143ZM159 67V65H157V68ZM160 67H162V66H160ZM166 67H168V66H166ZM111 68H112V66H111ZM129 68H127V69H129ZM149 68V67H148ZM156 68V67H155ZM169 69H170V67H168ZM175 68V67H174ZM187 68H189V66L187 67ZM120 69V68H119ZM122 69V68H121ZM126 69V70H127ZM143 69V68H142ZM145 69V68H144ZM163 69V68H162ZM162 69H159V73H160V70H162ZM173 69V68H172ZM185 71H184V70ZM157 70V69H156ZM165 70H166V68H165ZM165 70H162V73L164 74V72L163 71H165ZM174 70V69H173ZM190 70V69H189ZM114 71V70H113ZM120 71H122V70H120ZM166 71H168V70H166ZM172 71V70H171ZM111 72H112V70H111ZM115 72V71H114ZM117 72H118V70H117ZM158 72V71H157ZM168 72H170V70L168 71ZM174 73H175V71H173ZM161 73V74H162ZM120 74V73H119ZM162 74V75H163ZM166 74V73H165ZM164 74V76H168V74H166L165 75ZM171 74H172V72H171ZM175 74V75H176ZM112 75H113V73H112ZM115 75V74H114ZM114 75H113V77H114ZM117 75V74H116ZM143 75V76H142ZM171 76V75H170ZM170 76H168L169 78H170ZM177 76V77H178ZM124 77V76H123ZM122 77V78H123ZM168 77H167V79H168ZM174 75H173V80H174ZM59 77H57V79H58ZM63 78V77H62ZM62 78H59L60 80L62 79ZM118 78V77H117ZM119 78H120V75H119ZM118 78V79H119ZM124 78H126V77H124ZM123 78V79H124ZM176 78V77H175ZM58 79V80H59ZM111 79V78H110ZM114 79L115 80H117L115 77H114ZM121 79V78H120ZM163 79V78H162ZM172 79V78H171ZM177 79V78H176ZM187 80H188V78H186ZM63 80V79H62ZM114 80V82H112L111 80V82L112 83H116V81ZM169 80V79H168ZM167 80V81H168ZM180 80V79H179ZM184 80V79H183ZM187 80H185V81H187ZM57 81V80H56ZM63 81H65V80H63ZM144 81V82H145ZM166 81V80H165ZM164 81V82H165ZM172 81V80H171ZM171 81L169 82V83H171ZM177 81V85L179 84V83H181V82H178V80H176ZM181 81V80H180ZM184 81V82H185ZM189 81V80H188ZM192 81V80H191ZM122 82H123V80H122ZM121 82V83H122ZM163 82V83H164ZM173 82H175V80L173 81ZM183 82V81H182ZM58 83H59V81H58ZM61 83V82H60ZM110 83V82H109ZM112 83H110V84H112ZM166 83V82H165ZM185 83H187V82H185ZM191 83V82H190ZM195 83V82H194ZM194 83H191L190 85H193V86H195L196 88H197V86L196 85H194ZM56 84H57V82H56ZM64 85H65V83H63ZM109 84V85H110ZM118 84V83H117ZM117 84H115V86L117 85ZM123 84H124V82H123ZM147 84V85H148ZM168 84V83H167ZM176 84H174V85H176ZM34 85V84H33ZM126 85V86H127ZM147 85H145V87L147 86ZM173 85V86H174ZM176 85V86H177ZM186 85V84H185ZM34 86H36V85H34ZM56 86V85H55ZM57 86H58V84H57ZM62 86V85H61ZM113 86H114V84H113ZM124 86L125 85H123V88H124ZM125 86V87H126ZM165 87L167 86V85H164ZM181 86V85H180ZM180 86H178V87H176L177 89H180V91L179 92H181L183 89H181V87L182 86H184V85H182L181 87ZM33 87V86H32ZM60 87V86H59ZM170 87H172V85H170L169 86V84H168V88H170ZM175 87V86H174ZM180 87V88H179ZM199 87V86H198ZM34 88V87H33ZM51 88H52V86H51ZM62 88H64V87H62ZM127 88H129L128 86H127ZM132 88V87H131ZM190 88H192L191 86H190ZM195 88V89H196ZM53 89H54V87H53ZM52 89V90H53ZM61 89V88H60ZM60 89H58L59 91H60ZM112 89V88H111ZM116 89V88H115ZM125 89V88H124ZM149 88L147 87V90H148ZM171 89V88H170ZM173 89V88H172ZM176 89V90H177ZM188 89H189V87H188ZM193 89V92H191V90ZM191 90L189 89V92L191 93V94H193V96H194V94L196 95V93L198 94V91L195 93L194 92V88H192ZM51 90V89H50ZM65 90V89H64ZM121 90V89H120ZM174 90V89H173ZM175 90V93L176 92H178V91H176ZM200 90V91H201ZM32 91H34V90H32ZM55 91H57V89H55ZM63 90H61V92H62ZM122 91V90H121ZM120 91V92H121ZM128 91H131V89L130 90H128ZM134 91V90H133ZM149 91V90H148ZM169 91H171V90H169ZM186 91L187 90H183V92H184V94L186 93ZM122 92H124V91H122ZM125 92H127L126 90H125ZM132 92V91H131ZM130 92V93H131ZM135 92H137V91H135ZM144 92H146L147 93V91H144ZM150 92V91H149ZM205 92V93H206ZM31 93V92H30ZM35 93V92H34ZM56 93V92H55ZM128 93V92H127ZM129 93V94H130ZM145 93V94H146ZM167 93H168V91H167ZM182 93V92H181ZM181 93H179V95L181 94ZM200 93H202V92H200ZM200 93L198 94V95H200ZM32 94V93H31ZM36 94V93H35ZM39 94H40V92H39ZM123 94V93H122ZM126 94V93H125ZM125 95V96H127V98H128V100H131V101H129V102H131L132 103V100L133 99H135L134 98V96H131V95ZM132 94V93H131ZM134 94V93H133ZM136 94H138V92L136 93ZM141 94H142V90H141ZM147 94H149V93H147ZM187 94H189L188 92H187ZM42 95V94H41ZM58 95V94H57ZM139 95H140V93H139ZM169 94H167L166 95V97L168 96ZM175 95V94H174ZM177 95V94H176ZM176 95L175 96H173V97H176ZM182 95V94H181ZM201 95H203V94H201ZM208 95V94H207ZM32 96V95H31ZM39 96V95H38ZM38 96H36V99H38L39 100V98H37ZM44 96V95H43ZM119 96H121V98L123 97V99H124V94L123 95H119ZM119 96H118V98H116V99H119ZM141 96H143V95H141ZM172 96V95H171ZM178 96V95H177ZM184 96V95H183ZM183 96H182V101H183ZM186 96V95H185ZM184 96V97H185ZM189 96H191V95H189ZM193 96H191L192 97V99L193 98H195V97H193ZM206 96V95H205ZM117 97V96H116ZM178 97H180V99H181V96H178ZM188 97V96H187ZM186 97V98H187ZM191 97H189V98H191ZM197 97H199V96H197L196 95V98ZM32 97H30V99H31ZM34 98V97H33ZM44 98H45V96H44ZM137 98H138V96H137ZM145 98H146V96H145ZM150 98V97H149ZM171 99L170 98V96L169 97H167V99ZM200 98H201V96H200ZM46 99H47V97H46ZM126 99V98H125ZM147 99V98H146ZM145 99V100H146ZM162 99V98H161ZM168 99V100H169ZM173 99V98H172ZM171 99V100H172ZM175 99V98H174ZM178 98H176V100H177ZM180 99H178V100H180ZM198 99V98H197ZM197 99H195V101L193 102V104L195 103V102H197L196 100ZM202 99V98H201ZM200 99V100H201ZM207 99H209L208 97H207ZM206 99V100H207ZM42 100V99H41ZM122 100V99H121ZM121 100H120V102H121ZM142 100V99H141ZM163 100H164V98H163ZM171 100H169V101H171ZM177 100V101H178ZM190 100V99H189ZM189 100H187L188 102H190ZM202 100H205L204 98L202 99ZM35 101V100H34ZM45 101V100H44ZM47 101V100H46ZM124 101V100H123ZM144 101V100H143ZM157 101V102H158ZM165 101H166V99H165ZM173 101V100H172ZM175 102V101H173V102H175V104L176 103H179V102ZM181 101V102H182ZM186 101V100H185ZM184 101V102H185ZM198 101H199V99H198ZM213 101V100H212ZM33 102V101H32ZM41 102V101H40ZM128 102V101H127ZM134 102V101H133ZM137 102H138V100H137ZM137 102H136V104H137ZM146 102H148V100H146ZM145 102V103H146ZM167 102V104L169 105V103L171 104V102H169L168 103V101H166ZM184 102L183 103H180V105L181 104H183V108H182V110L181 111H184L186 108H188V107H186L185 105H184ZM204 102V101H203ZM202 101H200V103H203ZM210 102H211V100H210ZM36 103H37V100H36ZM123 103V102H122ZM125 103V102H124ZM140 103V102H139ZM160 103V102H159ZM191 103H192V101H191ZM190 103V104H191ZM200 103L198 102V105H200ZM208 104L207 103V101L206 102H204V104L203 105H206V104ZM214 102H212V104H213ZM38 104H40V103H38ZM152 105L150 106V108H151V110L153 109V110H155L152 106H153V104H154V107H156L157 105H155V103H151ZM167 104H166V107H167ZM174 104V103H173ZM187 104V103H186ZM189 104V105H190ZM192 104V105H193ZM197 104V103H196ZM210 104V103H209ZM31 105V104H30ZM36 104H34V106H35ZM127 105V104H126ZM133 105H134V103H133ZM138 105V104H137ZM140 105V104H139ZM138 105V106H139ZM141 105H142V103H141ZM172 105V104H171ZM39 106V105H38ZM41 106V105H40ZM128 106V105H127ZM130 106V105H129ZM160 106H162V101H161V104H160ZM159 106V107H160ZM176 106V105H175ZM174 105H173V107L172 108H174L175 107ZM208 106V105H207ZM210 106V105H209ZM44 107V104L42 105V107L41 108H39V109H41L40 111H41V113H42V111L44 110V109H46V108H44L43 110H42V108ZM143 107H145V106H143ZM163 107V106H162ZM169 107V106H168ZM170 107V108H171ZM176 107H178V106H176ZM176 107L173 109V110H175L176 109ZM184 107H186L185 109H184ZM193 107H195V106H191L190 108H193ZM214 107V106H213ZM216 107H215V109H216ZM127 108V107H126ZM131 107H129L128 109H130ZM139 108V107H138ZM157 108V107H156ZM164 108H165V106H164ZM163 108V109H164ZM200 108H203L204 109V107L202 106L201 107V105L199 106V108H198V106H197V111H198V109H199V111H200ZM207 108V107H206ZM209 108H212V106H210ZM32 109V108H31ZM63 109V108H62ZM67 109V108H66ZM65 109V110H66ZM141 110L143 109V108H140ZM158 109H162L161 107L160 108H158ZM157 109V110H158ZM167 110H168V108H166ZM179 109H180V107L178 108V110H176V111H173L172 109L170 110L171 112H169L168 113V111L166 112V113H168V114H166V116L165 115H163L164 117L162 118L161 116V119H162V121H161V119L160 118H158V121H159V119H160V121H161V123L160 124H158V122H157V120L156 121H154L153 123L154 124H157L158 125V129L156 128V130H157V132L160 134V135H164V134H166L167 136H169V134H167V133H170V135L171 134H173L172 136H174V137H176L177 138V140L179 141V142H181V144H179V145H181V147H182V143H184V144H189L190 146H191V144H192V147H194V148H191V152H193V149H194V152H198L197 151V149H195V147H197L198 148V146H199V148H198V150H199V152L200 151H202L203 152V150L206 148V147H203V144L202 143H206V142H211L210 140H213L212 138V135L211 136H209V137H212L210 140L208 139V141H206L205 142V138H207V137H205V134H206V131H204V129H203V131L205 132V134H203L204 132L201 130V128L200 127H202L201 125H203V124H200V123H202L204 120H199V124H200V127H198L197 125H199V124H197L196 125V122H195V124L192 122V116H191V121H190V119L186 116V117H184L183 115L184 114H182V112L181 111H179ZM184 109V110H183ZM202 109V110H203ZM35 110V109H34ZM33 110V111H34ZM127 110V109H126ZM133 110V109H132ZM140 110V111H141ZM147 110V109H146ZM150 110V109H149ZM152 110V111H153ZM157 110H156V112H157ZM188 110V109H187ZM190 110V109H189ZM193 110V109H192ZM192 110H190L189 112H191V113H193L192 112ZM218 110V111H219ZM37 111V110H36ZM128 111H130V110H128ZM137 111V110H136ZM144 111H145V109H144ZM151 111V113L153 114V112ZM195 111H196V108H195ZM198 111V112H199ZM206 111H208L209 113L210 112H212V109H210V111L209 110H206ZM213 111H214V109H213ZM39 112V111H38ZM62 112V111H61ZM60 112V113H61ZM131 112V111H130ZM145 112H147V111H145ZM145 112H144V114H145ZM160 112V111H159ZM158 112V113H159ZM163 112H165L164 110H163ZM162 112V113H163ZM181 112V113H180ZM188 112V113H189ZM208 112L206 113L207 115H208ZM63 113V112H62ZM138 113V112H137ZM136 113V114H137ZM141 113V112H140ZM139 113V114H140ZM158 113H156V114H158ZM184 113H186L187 115H188V113H187V111H185ZM202 113H205V112H202ZM218 113V112H217ZM33 113L31 112V115H32ZM45 113L43 112V115H44ZM66 114H67V112H66ZM126 114V113H125ZM138 114V115H139ZM143 114V115H144ZM152 114H149V115H147L148 117L151 115L152 116ZM155 114V113H154ZM185 114V115H186ZM197 114V113H196ZM201 114V113H200ZM199 114V115H200ZM213 114V113H212ZM220 114V113H219ZM30 115V116H31ZM34 115V114H33ZM37 115V114H36ZM39 115V114H38ZM41 115V114H40ZM43 115H41L42 117H44ZM130 115H133V114H129V116ZM143 115H141V116H143ZM160 115V114H159ZM162 115V114H161ZM193 115V114H192ZM198 115V114H197ZM196 115V117H198ZM209 115H211V113L209 114ZM221 115V114H220ZM126 116L128 117V115L126 114ZM126 116H125V118H126ZM140 116V115H139ZM144 116H146V115H144ZM146 116V117H147ZM202 116H203V114H202ZM204 116H206V115H204ZM214 117H216V115H213ZM33 117V116H32ZM61 117H62V114H61ZM60 117V118H61ZM135 117V116H134ZM146 117L145 118H143V119H145L146 120ZM201 117V116H200ZM199 117V118H200ZM211 117V116H210ZM214 117H212V118H214ZM219 117V116H218ZM64 118V117H63ZM124 118V119H125ZM136 118V117H135ZM157 118V117H156ZM185 118L187 119V120H185ZM193 118H194V116H193ZM217 118V117H216ZM216 118H214V119H216ZM221 118V117H220ZM218 118L217 119V122H219L220 120L221 121H223V119L221 118ZM29 119H31V117L29 118ZM35 118H33L32 120H34ZM36 119H37V117H36ZM41 119V118H40ZM64 119H67V117L66 118H64ZM64 119H62L63 121H64ZM123 119V120H124ZM127 119V118H126ZM125 119V120H126ZM132 119V118H131ZM131 119H129V120H131ZM137 119V118H136ZM200 119H202V118H200ZM204 119V118H203ZM205 119H207V117L205 118ZM209 119V118H208ZM207 119V120H208ZM214 119H212L213 120V122L215 121V123H216V120H214ZM224 119V120H225ZM42 120V119H41ZM135 120V119H134ZM134 120H132V123H133V121ZM141 120H142V118H141ZM145 120H143V122L145 121ZM196 120V119H195ZM210 120H211V118H210ZM226 120H225V122H226ZM36 121V120H35ZM38 121V120H37ZM36 121V122H37ZM60 121H61V119H60ZM62 121V122H63ZM68 121H69V119H68ZM198 121V120H197ZM209 121V120H208ZM207 121V122H208ZM61 122V123H62ZM65 122H66V120H65ZM70 122V121H69ZM122 122V121H121ZM137 122H138V120H137ZM146 122V121H145ZM144 122V123H145ZM155 122H157V123H155ZM205 122V121H204ZM207 122H205V124L207 123ZM32 123V122H31ZM123 124H124V122H122ZM126 123H127V125H128V122L126 121ZM135 124H136V121L134 122ZM129 124L128 126H126V132L123 130V132H125V133H127L128 134V132L127 131H129L128 129H130L131 131H132V129H137L136 127V125L135 124ZM139 123H141V122H139ZM210 123V122H209ZM220 123V122H219ZM227 123V122H226ZM33 124H35V123H33ZM67 124V123H66ZM143 124V123H142ZM146 124V123H145ZM154 124H151V125H154ZM29 125H32V124H29ZM39 126H40V124H38ZM63 125H64V123H63ZM68 125V124H67ZM120 125V124H119ZM122 125V124H121ZM151 125H150V127H151ZM157 125H155V126H157ZM215 126H218V123H217V125L216 124H214ZM220 125H221V123H220ZM222 125H223V123H222ZM221 125V126H222ZM226 125V124H225ZM39 126H38V130H39ZM41 126H42V124H41ZM40 126V127H41ZM43 126H44V124H43ZM65 126V125H64ZM124 126V127H125ZM141 126V125H140ZM148 126V125H147ZM146 126V127H147ZM209 125H207V127H208ZM211 126V125H210ZM62 127V126H61ZM60 127V128H61ZM66 127V126H65ZM65 127H62L63 129L65 128ZM123 126H121V128H122ZM139 127V126H138ZM146 127H144L145 129H146ZM206 127V128H207ZM212 127H214L213 126V124H212ZM224 127H228L227 125L226 126H224ZM30 128V127H29ZM43 128V127H42ZM45 128V127H44ZM43 128V129H44ZM61 128V129H62ZM67 128V127H66ZM117 128H118V126H117ZM120 128V129H121ZM153 129H154V127H152ZM203 128V127H202ZM216 128H218V127H216ZM222 128V130L221 131H225V130H223V127H221ZM221 128H218L219 130H217V129H215V130H217V132L218 131H220V129ZM228 128H230V127H228ZM231 128V129H232ZM37 129H34V130H37ZM119 129V130H120ZM141 128L139 127V130H140ZM148 129V128H147ZM146 129V130H147ZM153 129H152V131H153ZM208 129V128H207ZM209 129H210V127H209ZM214 128H212V130H213ZM225 129V128H224ZM231 129H229V131L228 132H230V130ZM234 129H233V131H234ZM29 130H32L31 128L29 129ZM40 130H41V128H40ZM45 130V129H44ZM67 130V129H66ZM69 130V129H68ZM67 130V131H68ZM134 130V131H135ZM150 132H152L150 129H148ZM155 130V131H156ZM211 130V129H210ZM226 130H228V129H226ZM33 131V130H32ZM62 131V130H61ZM60 131V132H61ZM64 132H65V130H63ZM153 132V133H156V132ZM214 131V130H213ZM232 131V132H233ZM31 132V131H30ZM29 132V133H30ZM40 132V131H39ZM45 132V131H44ZM59 132V133H60ZM63 132V133H64ZM122 132V133H123ZM138 132V131H137ZM148 132V131H147ZM150 132H148L150 135H151V133ZM209 132H211V131H207V134L209 135ZM216 132V131H215ZM236 132H234V134H236ZM36 133H37V131L35 132V134H33V135H35L36 136ZM66 133V132H65ZM70 132H68V134H69ZM129 133H130V131H129ZM135 133V132H134ZM143 132H141V134H142ZM219 133V132H218ZM126 134V135H127ZM133 134V133H132ZM137 134H139V133H137ZM137 134H135V135H137ZM144 134H145V130H144ZM149 134L147 135L148 137H149V139H148V141L150 140V136H149ZM157 134V133H156ZM155 134V135H156ZM211 134V133H210ZM213 134V133H212ZM219 134H221V132L219 133ZM226 134H228V133H226ZM232 134V133H231ZM38 135V134H37ZM40 135H41V133H40ZM61 135V134H60ZM152 135H154V134H152ZM159 135V136H160ZM214 135V134H213ZM216 135H218V134H216ZM215 135V136H216ZM230 135V134H229ZM229 135H228V137H229ZM31 136H32V132H31ZM30 136V137H31ZM45 136V135H44ZM44 136H42V137H44ZM66 136H67V134H66ZM124 136V135H123ZM129 136H130V134H129ZM141 136H144V135H141ZM146 136V135H145ZM232 136V135H231ZM236 136H237V134H236ZM38 137V136H37ZM59 137V136H58ZM74 137V136H73ZM72 137V139H74ZM126 137V136H125ZM153 137V136H152ZM155 137L156 136H154V141H155ZM162 137H165V141L167 140V142H168V138H166V136L164 135V136H161V140L163 139ZM171 137V136H170ZM169 137V138H170ZM173 137V138H174ZM223 137H226V136H223ZM235 137V136H234ZM33 138V137H32ZM31 138V139H32ZM39 138V137H38ZM66 138H70V137H66ZM129 138V137H128ZM136 138H137V136H136ZM156 138H160V137H156ZM215 138H218L217 136L215 137ZM220 138V137H219ZM231 137H229V139H230ZM33 139H35V137L33 138ZM62 139H63V137H62ZM65 139V138H64ZM71 139V138H70ZM133 139V138H132ZM139 139H144V137H142V138H140L139 137ZM147 138H145V140H146ZM153 139V138H152ZM151 139V140H152ZM175 139V138H174ZM173 139V140H174ZM235 139H236V137H235ZM37 140V139H36ZM41 140V139H40ZM43 140V139H42ZM41 140V141H42ZM58 140V139H57ZM76 140V139H75ZM78 140V139H77ZM141 140V141H142ZM150 140V142H152ZM164 140H162V141H164ZM170 140H172V138L170 139ZM169 140V141H170ZM176 140V141H177ZM215 140H217V139H215ZM226 140H227V137H226ZM240 140V139H239ZM31 141V140H30ZM60 141V140H59ZM128 141H130V139H128ZM133 141V140H132ZM135 141V140H134ZM138 140H136V142H137ZM147 141V140H146ZM164 141V142H165ZM176 141H171V145L173 146V144L172 143H176ZM177 141V142H178ZM219 141V140H218ZM218 141H217V144H219L218 143ZM223 141V140H222ZM221 141V142H222ZM225 141V140H224ZM229 141V140H228ZM231 141L233 142V140L231 139ZM236 141V140H235ZM242 141V140H241ZM63 142H64V140H63ZM70 142V144L71 143H73V141L71 142V141H68V143ZM80 141H78V143H79ZM131 142V141H130ZM143 142L144 141H142V144H143ZM220 142V141H219ZM220 142V143H221ZM230 142V141H229ZM229 142H227V143H229ZM238 142V139H237V141H236V143ZM247 142H245L244 141V143H247ZM31 143V142H30ZM38 144V142H35V144ZM40 143V142H39ZM42 143V142H41ZM66 143H67V141H66ZM66 143H64V144H66ZM113 143H114V141H113ZM132 143V142H131ZM138 143H140L141 144V142H139L138 141ZM149 143V142H148ZM148 143L146 142V145H148ZM153 143V142H152ZM151 143V144H152ZM157 143V142H156ZM159 143V142H158ZM170 143V142H169ZM168 143V144H169ZM215 141H214V145H215ZM224 143V142H223ZM226 143V144H227ZM231 143V142H230ZM34 144V143H33ZM74 144V143H73ZM76 144V143H75ZM115 144V143H114ZM118 144V143H117ZM116 144V145H117ZM120 144V143H119ZM141 144V146H143ZM151 144H149V145H151ZM154 144V143H153ZM152 144V145H153ZM161 144V142L159 143V145ZM167 144V143H166ZM166 144L164 143V145H165V148L166 147H168V146H166ZM177 145H178V143H176ZM208 144V143H207ZM210 144H212V142L210 143ZM234 145H235V143H233ZM238 144V143H237ZM236 144V145H237ZM42 145V144H41ZM58 145H60L59 143H57V146L56 147H58ZM72 145V144H71ZM131 145V144H130ZM135 145V144H134ZM145 145V144H144ZM151 145V146H152ZM156 144H154V146H155ZM158 145V147L157 148H160V147H162L161 145L159 146ZM164 145H163V147H162V149L164 148ZM177 145H174V146H176V150L178 151V148H179V145H178V148H177ZM202 145V146H201ZM206 145V144H205ZM222 145V144H221ZM220 145V146H221ZM231 145H232V143H231ZM230 145V146H231ZM240 145H243V144H238V146H240ZM35 146V145H34ZM38 146V145H37ZM40 146V145H39ZM115 146V145H114ZM118 147H119V145H117ZM135 146H137V145H135ZM151 146H149L150 148H151ZM157 146V145H156ZM155 146V147H156ZM189 146V147H190ZM203 148V150H200V149H202L201 147ZM212 146H213V144H212ZM216 146V145H215ZM218 146V145H217ZM219 146V147H220ZM225 146V145H224ZM223 146V147H224ZM227 146V145H226ZM229 146V147H230ZM75 147V146H74ZM77 147V146H76ZM79 147V146H78ZM132 147H133V143H132ZM146 147V146H145ZM144 147V148H145ZM171 147V146H170ZM170 147H168V151H165V150H167V149H163V151H162V149H160V151H162V152H167L168 154H169V148ZM187 148L188 146H183L182 148L185 150V148ZM188 147V148H189ZM208 147V146H207ZM211 146H209V148H210ZM223 147H221V148H223ZM228 147V146H227ZM228 147V148H229ZM232 147H233V145H232ZM232 147H230V149H229V151L232 149ZM240 147H242V146H240ZM255 147H257V148H255ZM32 148V147H31ZM40 148H42V147H40ZM62 148H63V145H62ZM69 148H70V146H69ZM81 148V147H80ZM135 148V147H134ZM139 148H140V146H139ZM138 148V149H139ZM143 148V147H142ZM142 148H140V149H142ZM147 148H148V146H147ZM152 148H153V146H152ZM181 148V149H182ZM187 148V149H188ZM209 148H207V149H209ZM212 148V147H211ZM210 148V149H211ZM224 148H226V147H224ZM234 148H235V146H234ZM245 148V147H244ZM247 149H248V147H246ZM263 148H264V146H263ZM33 149V148H32ZM31 149V150H32ZM37 149V148H36ZM63 149H65V148H63ZM78 149V148H77ZM87 149H89V148H87ZM91 149V148H90ZM115 149H116V147H115ZM115 149H114V151H115ZM120 149H121V146H120ZM139 149V152L141 151ZM173 149H175V147H173ZM180 149V150H181ZM182 149V150H183ZM214 149H216V148H214V146H213V148L211 149V150H214ZM227 149V148H226ZM225 149V150H226ZM236 149V148H235ZM250 149H252V148H250ZM253 149V150H254ZM34 150V149H33ZM32 150V151H33ZM42 150V149H41ZM41 150H39L40 152H41ZM57 150V149H56ZM59 150H61V149H59ZM73 150V149H72ZM75 150V149H74ZM74 150L73 151H70L69 153L71 154V153H73L74 152ZM122 150V149H121ZM120 150V151H121ZM132 150H133V148H132ZM144 150V149H143ZM146 150V149H145ZM148 150V149H147ZM146 150V151H147ZM151 150H158V149H151ZM151 150H149L150 152H151ZM172 150V149H171ZM183 150V151H184ZM188 150H190V148L188 149ZM196 150V151H195ZM219 150H220V148H219ZM218 150V151H219ZM237 150H239V148L237 149ZM244 150V149H243ZM246 150V149H245ZM257 150H259V149H257ZM255 151V152H258V151ZM263 150V149H262ZM31 151V152H32ZM36 151V150H35ZM34 151V152H35ZM38 151V150H37ZM64 151V150H63ZM63 151H61V152H63ZM65 151H67V150H65ZM145 151V152H146ZM160 151L158 150V152L160 153ZM173 151L174 150H172V153L169 155V156H167L166 157V155H164V153H163V156H164V159L166 160V158H167V161H168V159H170L171 158V155H174L173 154ZM217 151V150H216ZM215 151V152H216ZM217 151V152H218ZM220 151H222L223 152V150L221 149ZM227 151V150H226ZM232 151V153H237V152H233V150H231ZM230 151V152H231ZM259 151H261V150H259ZM43 152V151H42ZM68 152V151H67ZM116 152H117V150H116ZM116 152H114V153H116ZM122 152V151H121ZM134 152H136V151H134ZM137 152H138V150H137ZM143 152V151H142ZM154 152H156V151H154ZM181 152V151H180ZM179 152V153H180ZM185 152H186V150H185ZM190 152V151H189ZM198 152V153H199ZM207 151H204V153H206ZM213 152V155L215 156L216 155V153L214 154V151H212ZM212 152L210 151V150H208V153H211L212 154ZM229 152V153H230ZM241 152H243V151H241ZM248 152H250L249 154H251L252 152L249 150ZM247 152V153H248ZM263 151H261V153H262ZM68 153V154H69ZM149 153V152H148ZM147 153V154H148ZM152 153H153V151H152ZM159 153H156V154H159ZM188 153V152H187ZM221 153V152H220ZM225 152H223V154H224ZM227 153H228V151H227ZM229 153H228V156L226 157V158H228V160L227 161H229ZM30 154V152H28V155ZM35 154V153H34ZM38 154V153H37ZM36 154V155H37ZM43 154V153H42ZM57 153H55V155H56ZM59 154H61V153H59ZM67 154V155H68ZM143 154L144 155H147V154H145L144 152H143ZM142 154V155H143ZM154 154V153H153ZM160 154H162V153H160ZM166 154V153H165ZM167 154V155H168ZM176 154V153H175ZM183 157L182 158H184V155L182 154V152L180 153ZM190 154V153H189ZM193 154V153H192ZM192 154H191V156H192ZM195 154V153H194ZM202 154V153H201ZM211 154H209V155H211ZM217 154H219V153H217ZM222 153L221 154H219V156H217L218 158L221 156V155H223ZM241 154V153H240ZM245 154V153H244ZM244 154H242V155H244ZM257 154V153H256ZM258 154H260V153H258ZM257 154V155H258ZM40 155V154H39ZM66 155V154H65ZM72 155V154H71ZM114 155V154H113ZM142 155L140 154V157H142ZM144 155H143V158L141 159V161L143 160V162H141V164L143 163H145V164H149L150 163V166L152 165V164H154V163H151V161H149V160H151L152 159V161L153 160H155L156 158H154L153 156L151 157V158H149V155L151 156V154L149 153V155H148V157L146 158V156L144 157ZM176 155H178V152H177V154ZM176 155H174L175 157H177ZM181 155H179L178 157H180L181 158ZM203 155V154H202ZM201 155V156H202ZM204 155H206V154H204ZM208 155V156H209ZM212 155V156H213ZM224 155H226V153L224 154ZM234 155V154H233ZM247 155V154H246ZM246 155H245V157H246ZM261 155V154H260ZM264 155V154H263ZM61 156H64V155H61ZM74 156H75V154H74ZM116 156V155H115ZM120 156V155H119ZM162 156V157H163ZM186 156H189V155H186ZM186 156H185V158H186ZM190 156V157H191ZM200 156V155H199ZM199 156L197 157L196 156V154H195V157H196V159L198 158V160H199ZM201 156H200V160H201ZM207 156V155H206ZM211 156V157H212ZM231 156H232V154H231ZM28 157H30V158H33L34 157V155H33V157H31V155L30 156H28ZM38 157V156H37ZM37 157H35V158H37ZM57 157V156H56ZM70 157H72V156H70ZM69 157V158H70ZM92 157V156H91ZM96 157V156H95ZM118 157V156H117ZM116 157V158H117ZM129 157V156H128ZM160 157V156H159ZM189 157V158H190ZM193 157H194V155H193ZM192 157V158H193ZM195 157H194V159H195ZM211 157H209L210 159H213V157L211 158ZM216 157V156H215ZM216 157V158H217ZM239 157V156H238ZM244 157V158H245ZM249 157H251L250 155H249ZM249 157L247 156V158L249 159ZM254 157V156H253ZM252 157V158H253ZM258 157V156H257ZM261 157H263V156H260V158ZM29 158V159H30ZM61 158H63V157H61ZM68 158V157H67ZM73 158V157H72ZM71 158V159H72ZM93 158H94V156H93ZM97 159H98V157H96ZM137 158H139V157H137ZM137 158H136V160H137ZM146 158V159H145ZM158 158V157H157ZM172 158H173V156H172ZM181 158V159H182ZM189 158H187V159H185V160H187L188 161V159ZM203 158V161L206 159H204V157H202ZM217 158V159H218ZM221 158H224L223 156L221 157ZM235 158H236V156H235ZM254 158H256V157H254ZM253 158V159H254ZM259 158V159H260ZM264 158V157H263ZM262 158V159H263ZM41 158L39 157V159H38V161L36 160L35 162H34V160H33V163H35V165H36V162H40L39 160H40ZM58 159V158H57ZM65 159V158H64ZM64 159H63V161H64ZM70 159V160H71ZM127 159V158H126ZM140 159V158H139ZM145 159V160H144ZM161 159H163V158H161ZM161 159L160 160H158V163L161 161ZM175 159V158H174ZM193 159V160H194ZM215 159V158H214ZM232 159H233V157H232ZM239 159H241V156L239 157ZM243 159V158H242ZM256 159H258V158H256ZM51 160H52V158H51ZM60 160V159H59ZM59 160H58V162H59ZM62 160V159H61ZM60 160V161H61ZM66 160V159H65ZM94 160H96V159H94ZM100 160H101V158H100ZM108 159H106V161H107ZM128 160V159H127ZM134 160H135V158H134ZM133 160V156H132V158H129V160L127 161V162H125L126 164H128L129 166H133V168H135V170H136V168H137V166H136V164H137V162L136 161H134ZM157 160V159H156ZM177 160L178 159H176L173 163H171L170 165L172 166V164H174L175 162H177ZM185 160H181V161H185ZM190 160V159H189ZM192 160V159H191ZM191 160H190V164H191ZM197 160V161H198ZM199 160V161H200ZM216 160V159H215ZM214 160V161H215ZM224 160L226 161V159L224 158ZM233 160H235V159H233ZM245 160H246V158H245ZM251 161H252V159H250ZM255 160V159H254ZM52 161H54V160H52ZM51 161V162H52ZM67 161V160H66ZM65 161V162H66ZM96 161H98V160H96ZM164 161V160H163ZM163 161H161V162H163ZM179 161V160H178ZM195 161V160H194ZM193 161V162H194ZM197 161H195L194 163H197ZM209 161V160H208ZM214 161H212L211 160V162H208V163H213ZM219 161V160H218ZM218 161H217V163H218ZM238 161H240V160H238ZM237 161V162H238ZM264 161V160H263ZM41 162H42V160H41ZM64 162V163H65ZM68 162H71V161H68ZM73 162H75V161H73ZM103 162V161H102ZM101 162V163H102ZM140 161L138 160V163H139ZM165 162V161H164ZM163 162V163H164ZM183 162H180L181 164L183 163ZM192 162V164L193 165H195L194 163ZM202 162V161H201ZM200 162V163H201ZM206 162V161H205ZM216 162V161H215ZM221 162H222V160H221ZM220 161H219V163H220V165H219V167L221 166V165H223L222 163H221ZM230 162V161H229ZM235 162H236V160H235ZM250 162V161H249ZM255 163H256V161H254ZM258 162V161H257ZM260 162V161H259ZM256 163V166H258L257 164H260V163ZM61 163V162H60ZM59 163V164H60ZM77 163V162H76ZM93 163V162H92ZM97 163V162H96ZM95 163V164H96ZM104 163V162H103ZM168 163V162H167ZM180 163H178L177 165L178 166H180L181 164ZM189 163H187L188 164V166H189ZM199 163V162H198ZM199 163V164H200ZM224 163V162H223ZM234 163V162H233ZM241 163V162H240ZM240 163H237V165H240ZM245 163H246V161L244 162V165H245ZM248 163V162H247ZM252 162H250L249 164H251ZM262 163V162H261ZM264 163V162H263ZM41 164V163H40ZM39 164V165H40ZM54 164H55V162H54ZM53 164V165H54ZM72 164H74V163H72ZM99 164V163H98ZM106 164V163H105ZM162 164V163H161ZM160 164V166H162ZM185 165H187L186 164V162L184 163ZM184 164H182L183 166L181 167V169H178L179 167H177V169L178 170H181V172H182V174H180V172H179V174L180 175H184V172L186 171V172H188V170H186L187 168H186V166H184ZM198 164V165H199ZM202 164H203V166H202ZM215 164V163H214ZM226 164V163H225ZM231 164V163H230ZM241 164H243V163H241ZM249 164H247V166H249ZM34 165V164H33ZM38 165V164H37ZM38 165V167H40ZM43 164H41V166H42ZM49 165H51V163L49 164ZM57 165V164H56ZM62 165H64V164H62ZM67 165V164H66ZM71 165V164H70ZM94 165V164H93ZM107 165V164H106ZM109 165V164H108ZM107 165V166H108ZM138 165V164H137ZM155 165H156V162H155V164H154V167H152V169L153 168H155ZM168 165V164H167ZM176 165V166H177ZM198 165H196V167L198 166ZM207 165V164H206ZM210 164H208L207 165V168H209V167H211V166H209ZM227 165H229V164H227ZM227 165H223V166H227ZM231 165H233V164H231ZM231 165H230V167H231ZM252 165V164H251ZM264 165V164H263ZM31 166H32V163H31ZM52 166V165H51ZM98 166V165H97ZM103 166V165H102ZM102 166H100V167H102ZM110 166V165H109ZM117 166V165H116ZM138 166H141V165H138ZM143 166H145V165H143ZM147 166V165H146ZM149 166V167H150ZM169 166V165H168ZM168 166H166V167H168ZM175 166V164L173 165V167ZM176 166H175V170H176ZM187 166V167H188ZM192 166V165H191ZM201 166L204 168L205 167V165H204V162L203 163H201ZM216 166V168H217V165H215ZM246 166V165H245ZM247 166L245 167V168H247ZM253 166H255V165H253ZM260 166V165H259ZM258 166V167H259ZM35 167V166H34ZM37 167V168H38ZM56 167V166H55ZM59 167H61V166H58V168ZM72 167V166H71ZM92 167H94V166H92ZM149 167H147V169L149 168ZM158 167V166H157ZM163 168H164V166H162ZM202 167H200V168H202ZM219 167H218V169H219ZM229 166H227L226 167V169L225 170H227V168H230ZM236 167V166H235ZM244 167V166H243ZM262 167V164H261V166H260V168ZM42 168V167H41ZM40 168V169H41ZM46 168V167H45ZM57 168V169H58ZM63 168V167H62ZM70 168V167H69ZM69 168H68V170H69ZM95 168V167H94ZM93 168V169H94ZM98 168V167H97ZM106 168H107V170H109L108 169V167H105L104 169L106 170ZM114 168H117V169H119V167H115L114 166ZM113 168V169H114ZM128 168V167H127ZM130 168V167H129ZM132 168V167H131ZM140 168V167H139ZM144 168V167H143ZM146 168V167H145ZM162 168V169H163ZM186 168V169H185ZM189 168V167H188ZM202 168V169H203ZM213 168H214V165H213ZM216 168H214V170L216 169ZM221 168H222V166H221ZM220 168V169H221ZM232 168H234V165H233V167ZM245 168H243V169H245ZM255 168H257V167H255ZM34 169V168H33ZM39 169V170H40ZM43 170H44V168H42ZM48 169H51L50 167L48 168ZM55 169V168H54ZM60 169V168H59ZM58 169V170H59ZM65 169H67V167L65 168ZM71 169V168H70ZM75 168H73V169H71V170H74ZM101 170H103L102 168H100ZM151 169V168H150ZM166 168H164V170H165ZM169 169H171L170 167L165 171V172H163V171H161L160 173L162 174V173H164L163 174V176L165 175V177H163L162 175V177L159 179L160 181H159V183H157L158 184V187H160V191L162 192L163 190L164 191H166V193L164 192H162L163 193V196H165L166 194H167V192L171 195V199H173L172 200V202H175L176 201V199H175V197H174V195L172 196V194L170 193V192H172L174 189H175V187H174V184H173V180H171V176H170V174L172 173L173 174V176H174V174L176 173H174V172H172L173 170L171 169V172H170V170ZM184 169V170H183ZM191 169L192 168H190V171H191ZM194 169V168H193ZM192 169V170H193ZM199 168H197V170H198ZM235 169V168H234ZM234 169H231V170H234ZM238 170H240L239 168H237ZM237 169H235V170H237ZM250 169H251V167H250ZM250 169H248L249 171H250ZM259 169V168H258ZM262 169V168H261ZM260 169V170H261ZM57 170V171H58ZM63 170V169H62ZM68 170H67V173H68ZM71 170H69V171H71ZM95 170V169H94ZM104 170V171H105ZM132 170V172L134 171L133 169H131ZM138 170V169H137ZM136 170V172H137V174L139 173L138 171ZM142 170V169H141ZM143 170H145V169H143ZM154 170V169H153ZM155 170H156V168H155ZM161 170V167H160V169H159V171ZM169 170V171H168ZM174 170V171H175ZM204 170H206V169H204ZM223 170H224V167H223ZM224 170V171H225ZM229 171H230V169H228ZM228 170H227V172H224V174L226 173V174H230V172H228ZM235 170H234V172H235ZM237 170V171H238ZM247 170V169H246ZM246 171V172H249V171ZM256 170V169H255ZM254 169L251 171L252 172V175H253V172L255 171ZM34 171H36V170H34ZM38 171V170H37ZM41 172H44V171H42V170H40ZM46 171V170H45ZM48 172L50 171V170H47ZM52 171H53V169H52ZM66 171V170H65ZM98 171V170H97ZM117 171V170H116ZM200 171H202V170H200ZM213 171V170H212ZM217 171V170H216ZM215 171V172H216ZM243 171V170H242ZM61 172V171H60ZM62 172H64V171H62ZM73 172V171H72ZM95 172V171H94ZM93 172V173H94ZM103 172V171H102ZM121 172V171H120ZM135 172V171H134ZM133 172V173H134ZM136 172H135V174H136ZM141 172V171H140ZM143 173H144V171H142ZM146 172V171H145ZM150 172H152V170H150L149 171V173ZM178 172V171H177ZM197 172L199 173V171H196V177L197 178H199L200 176H198L199 174H202V173H199V174H197ZM211 172V171H210ZM209 172V173H210ZM218 172H219V170H218ZM220 172H221V170H220ZM219 172V173H220ZM241 172V171H240ZM245 172V173H246ZM258 172V171H257ZM69 173H71V172H69ZM68 173V174H69ZM153 173V172H152ZM155 174H156V176H157V171L156 172H154ZM190 173V172H189ZM194 172H192L191 174H193ZM204 173H205V171H204ZM217 173V172H216ZM222 173V172H221ZM232 173V172H231ZM243 173V172H242ZM254 173H256V172H254ZM259 173H262V171L261 172H259ZM259 173H256V175L257 174H259ZM46 175H47V173H45ZM53 174V173H52ZM60 174H62V173H60ZM71 174H73V173H71ZM96 174V173H95ZM100 174H102V173H100ZM103 174H106V173H103ZM102 174V175H103ZM117 174H118V172H117ZM119 174H121V173H119ZM118 174V175H119ZM178 174V173H177ZM177 174H175V176L177 175ZM178 174V175H179ZM187 174V173H186ZM186 174L184 175V176H186ZM211 174H212V172H211ZM210 174V175H211ZM215 174V173H214ZM218 174V173H217ZM224 174L222 173V175L224 176ZM236 174L237 173H235V177H236ZM248 174H250V172L248 173ZM63 175V174H62ZM97 175H98V173H97ZM132 175H134V174H132ZM139 175H142V173H140ZM139 175H137V176H139ZM145 175V174H144ZM147 175V174H146ZM153 174H151L150 176H152ZM158 175H160L159 174V172H158ZM188 175L189 174H187V177H188ZM213 175V174H212ZM234 175V174H233ZM232 175V176H233ZM238 175V174H237ZM49 176V175H48ZM51 176H53V175H51ZM66 176V175H65ZM64 176V177H65ZM69 176V175H68ZM89 176V175H88ZM104 176V175H103ZM134 176H136V175H134ZM172 176V178H174ZM203 176V175H202ZM201 176V177H202ZM208 175L206 174V177H207ZM222 176V180H224L225 178ZM228 176V175H227ZM232 176H231V178H232ZM238 176H240V175H238ZM242 176V175H241ZM249 176V175H248ZM247 176V177H248ZM260 176V175H259ZM263 176H264V174H263ZM262 176V177H263ZM61 177H63V176H61ZM61 177H59V179H61ZM67 177V176H66ZM71 177V176H70ZM69 177V178H70ZM145 177V176H144ZM143 177V178H144ZM158 177V176H157ZM186 177V180L188 179ZM190 177H192L193 178V176H190ZM204 177H205V175H204ZM205 177V178H206ZM212 177V176H211ZM214 177V176H213ZM234 177V176H233ZM243 177V176H242ZM246 177V179H248ZM250 177H252V176H250ZM250 177H249V180H251V179H253V177L250 179ZM56 178V177H55ZM134 178V177H133ZM148 178V177H147ZM153 178H155V176H153ZM163 178H165L166 180H163ZM178 178V177H177ZM184 178L185 177H182L181 176V181L182 180H184ZM191 178V179H192ZM209 178H210V176H209ZM207 179V180H210V179ZM218 178V176H216V179ZM220 178H221V176H220ZM224 178V179H223ZM230 178V177H229ZM230 178V179H231ZM241 178V177H240ZM255 178V177H254ZM256 178H258L257 176H256ZM264 178V177H263ZM262 178V179H263ZM66 179V178H65ZM71 179V178H70ZM135 180H136V178H134ZM138 179V178H137ZM141 179V180H140ZM140 179H138V180H140V181H142V176L140 177ZM152 179V178H151ZM179 179V180H180ZM191 179L189 178V180L187 181V183L188 182H191ZM202 178H199V179H195V180H201ZM237 179H239V178H237ZM72 180V179H71ZM91 180V179H90ZM89 180V181H90ZM147 180V179H146ZM146 180L144 181V182H146ZM155 180H156V178H155ZM154 179H153V182L155 181ZM174 180H176V179H174ZM179 180H177V182H179ZM186 180H184V182H186ZM193 180V179H192ZM203 180V179H202ZM207 180H205V181H207ZM221 180V179H220ZM220 180H218V182L219 183H221L220 182ZM229 180V179H228ZM232 180V179H231ZM233 180H235V178L233 179ZM259 180H260V178H259ZM52 181V180H51ZM53 181H58V178H57V180H53ZM65 180L63 179V182H64ZM68 181H69V179H68ZM67 181V183L69 184H71V181L70 182H68ZM87 181V180H86ZM93 181V180H92ZM92 181H91V184H93L92 183ZM120 181V180H119ZM140 181H138V182H140ZM148 181V180H147ZM173 181V182H172ZM211 181V180H210ZM214 182H215V178H214V180H213ZM225 182H227V180H224ZM237 181V180H236ZM236 181H234V182H236ZM238 181H240V180H238ZM237 181V182H238ZM245 181V180H244ZM243 181V183H245ZM256 181H258V179H256ZM263 181V180H262ZM261 181V182H262ZM45 182H48V181H45ZM44 182V183H45ZM63 182H61L60 183V185L62 184L63 185ZM121 182V181H120ZM124 182V181H123ZM137 182V181H136ZM149 182H150V180H149ZM156 182H157V180H156ZM163 183V184H161V183ZM212 182V181H211ZM211 182L210 183H208L207 182V185L208 184H211ZM230 182H233V181H230L229 180V183ZM233 182V183H234ZM248 182H250V181H248ZM251 182H252V180H251ZM250 182V183H251ZM254 183H255V181H253ZM52 183V182H51ZM65 183V182H64ZM67 183H65L66 185H67ZM90 183V182H89ZM94 183H96L95 181H94ZM175 183V182H174ZM182 183V182H181ZM180 183V184H181ZM192 183V185H193V182H191ZM195 183V182H194ZM217 183V182H216ZM222 183H224L223 181H222ZM228 183V182H227ZM232 183V184H233ZM240 183V182H239ZM238 183V185L240 186V184ZM43 184V183H42ZM45 184H47V183H45ZM57 184V183H56ZM90 184V185H91ZM100 184V183H99ZM98 182H97V186L96 187H98ZM102 184V186H103V183H101ZM101 184H100V186H101ZM107 184V183H106ZM109 184V183H108ZM121 184L123 185V183L121 182ZM120 184V185H121ZM142 184H148V183H143L142 182ZM156 184V183H155ZM154 184V185H155ZM156 184V185H157ZM160 184H161V186H160ZM183 184V183H182ZM196 184V183H195ZM194 184V185H195ZM197 184H199L198 182H197ZM202 184V183H201ZM201 184H199V186L201 187ZM203 184H204V181H203ZM213 184V186L215 185L214 183H212ZM211 184V185H212ZM225 184V183H224ZM249 184V183H248ZM256 184L258 185V183L256 182L255 183V185H254V187L256 186ZM41 185V184H40ZM39 185V186H40ZM53 185V184H52ZM65 185V186H66ZM87 185V184H86ZM85 185V186H86ZM89 185V184H88ZM90 185H89V187H90ZM95 185V184H94ZM104 185H105V183H104ZM110 185V184H109ZM150 185H151V183H150ZM152 185H153V183H152ZM151 185V186H152ZM177 187H178V184H175ZM185 185V184H184ZM184 185H183V187H184ZM220 185H222V184H220ZM228 185V187H227V189H226V191H228V192H230L229 191V188L231 187L232 188V186H231V184H227ZM229 185H230V187H229ZM235 185V184H234ZM242 185V184H241ZM250 185V184H249ZM45 186V185H44ZM50 186H51V184H50ZM64 186V185H63ZM65 186H64V188H65ZM101 186V187H102ZM107 187H109L108 185H106ZM123 186H125V185H123ZM148 186H149V184H148ZM150 186V187H151ZM180 186V185H179ZM189 186H190V183H188V186H187V188L189 189ZM238 186V187H239ZM244 186V185H243ZM242 186V187H243ZM248 186V185H247ZM253 186V185H252ZM262 186V185H261ZM260 186V187H261ZM49 187V186H48ZM52 187V186H51ZM54 187H56V188H59V187H57V186H55L54 185ZM54 187H52V188H54ZM62 187V186H61ZM68 187H69V185H68ZM88 186H87V188H89ZM105 187V186H104ZM144 187V186H143ZM153 187V186H152ZM157 187V186H156ZM176 187V188H177ZM183 187H178V189L177 190H179V188L180 189H182ZM194 187H196V186H194ZM193 187V188H194ZM204 187V185L202 186V188ZM207 187V186H206ZM209 187V186H208ZM207 187V188H208ZM216 187V186H215ZM218 187H219V184H218ZM217 187V188H218ZM224 186H222V188L220 189V188H218V189H220V191L221 190H225L224 188H223ZM234 187V186H233ZM237 187V186H236ZM251 187V186H250ZM260 187H258L257 189H259ZM37 188H38V185H37ZM45 188H47V186H45ZM51 188V189H52ZM56 188H54V190L56 189ZM71 188V187H70ZM94 187L92 186V189H93ZM124 188V187H123ZM155 188V187H154ZM192 187L190 188V190L191 189H193ZM213 188V187H212ZM245 188V187H244ZM256 188V187H255ZM263 188V187H262ZM63 189V188H62ZM66 189H67V187H66ZM65 189V190H66ZM69 189V188H68ZM67 189V190H68ZM85 189V188H84ZM95 189V188H94ZM93 189V190H94ZM98 189V188H97ZM97 189H95L96 190V192H98V191H100L101 190V197H105V195L107 194V193H105L104 194V196L102 195V191H103V189H98V191H97ZM105 189H106V187H105ZM109 189H110V187H109ZM147 188L145 187V190H146ZM150 188H148L147 189V191L149 190ZM153 189V188H152ZM186 186L184 187V190H182V191H185L186 192ZM218 189H217V191H218ZM235 189V188H234ZM250 189V188H249ZM256 189V190H257ZM49 190V189H48ZM53 190V189H52ZM64 190V192H66ZM73 190V189H72ZM83 190V189H82ZM87 190V189H86ZM89 190H91V189H89ZM89 190H87V191H89ZM108 189H106V191H107ZM156 191H157V189H155ZM200 189H199V187L197 186V192L199 191ZM204 190H206V188L204 187ZM209 190H210V188H209ZM209 190L207 189L206 191L207 192H209ZM232 190H233V188H232ZM241 190H242V188H241ZM246 190H247V188H246ZM246 190H243L244 192L246 191ZM251 190H252V187H251ZM261 190V189H260ZM259 190V191H260ZM51 191V190H50ZM62 191V190H61ZM80 191V190H79ZM84 191V190H83ZM82 191V192H83ZM92 191V190H91ZM111 191V190H110ZM151 191V190H150ZM201 191H203L202 189H201ZM201 191L199 192V194L195 191L194 192V194L196 193L197 195H199V197H201ZM216 191V190H215ZM214 191V192H215ZM226 191H225V194H226ZM234 191H236V192H238L239 190L236 188V190H234ZM234 191L233 192H230V193H234ZM253 192H254V189L252 190ZM251 191V192H252ZM64 192H62V197H63V193ZM75 193L76 192H78V191H74ZM81 192V191H80ZM104 192H105V190H104ZM108 192V191H107ZM113 192V191H112ZM177 192V191H176ZM180 192V191H179ZM179 192H177L178 194H179ZM190 192V194L193 192V191H189ZM189 192L187 191L186 193H188V195L186 194V196L188 197V199L187 198H184L185 200L187 199V200H189L190 198V201L192 200L193 202H196V203H198V201L200 200L199 199V197L198 196H196L197 197V199L194 201L193 199H195L196 197H193V199H192V197H189ZM211 192V191H210ZM214 192H212L213 194H214ZM240 192H242V191H239L238 193H240ZM248 192V191H247ZM250 192V191H249ZM248 192V193H249ZM256 192H258V191H256ZM263 192H264V190H263ZM84 193H86V192H84ZM83 193V196H85V194ZM89 193L92 195L93 194V196H94V194L95 193H91L90 191H89ZM110 193V192H109ZM146 193V192H145ZM151 193V192H150ZM156 193V192H155ZM158 193H159V195H160V192L158 191ZM202 193H204V191L202 192ZM206 193V192H205ZM204 193V194H205ZM216 193H220V192H216ZM230 193H229V195L228 196H230ZM248 193H245V194H247V195H249ZM259 193V192H258ZM69 194V193H68ZM67 194V195H68ZM71 194V193H70ZM69 194V195H70ZM79 194H81V193H79ZM88 193H86V195H87ZM147 194V193H146ZM152 194V193H151ZM174 194V193H173ZM195 194V195H196ZM207 194V193H206ZM211 194V193H210ZM221 194V193H220ZM222 194H223V192H222ZM221 194V195H222ZM74 195V194H73ZM73 195H72V199H71V201L73 200ZM90 195V197L91 198H89V195H87L88 197L86 198V199H82L81 198V196H79V198L77 197L78 196V194H77V196L76 195H74V198H75V196L78 198V199H80L81 198V200H78L77 198H75V199H77L76 200V202H74V204H75V209L73 210V212H70L71 214H68L67 216L68 217H64L63 218V220L64 221H61L63 224V226L62 225H60V226H62L63 228H62V230H60V232H62V233H60L61 234V236H60V234L58 235V236H60L59 237V245L63 248V250H64V252H68V251H66L67 249H71V250H73V252H72V254H71V256L70 257H68L69 259H70V261H68L67 260V262H70L69 264H96L95 263V261L97 260V261H99V264H114V259H113V257H112V251H111V254H110V252L108 251L110 248H109V246H114L113 248H115V250H122L123 251V248H125V247H127V248H130V247H132L133 246V248L135 247L136 248V246H137V244H140L141 242H139L138 241V239H139V236H136L135 234V237L133 236V234H131V235H129L131 232V229L129 230V234H128V232L126 231H124L126 234H128V235H124V234H120V236H116V234H118V232L117 233H115V235L113 236V237H108V238H110V239H108V238H106L105 236H111V231L110 230H108V229H110V228H108L107 226H108V224L109 223H111V222H109V221H112V220H109L110 219V216H112L113 214H115L116 213V211H114V210H116V209H114V210H112V209H110L111 207H115L114 205H117V206H119V208L121 207V208H124V206H126V205H124V203H122V201L121 202H114V201H111V200H103L101 197H97V194H95L96 195V198H92V196ZM110 195V194H109ZM158 195V196H159ZM177 195V194H176ZM181 195V197H182V193L180 194ZM179 195V196H180ZM183 195H184V192H183ZM195 195H193L192 194V196H195ZM203 195V194H202ZM215 195H217V194H215ZM226 195V196H227ZM252 196H254L255 195V192H254V195L253 194H251ZM65 196H66V194H65ZM64 196V199L66 198ZM100 196V195H99ZM152 196H154V193L152 194ZM162 196V195H161ZM160 197L159 199H156V200H158L157 202H156V209H152L151 211H149V210H147V208H146V210L141 206H139V209H138V211L136 212V214H132V215H127V214H125V213H117L118 214V216H120V220H123V222L124 221H127V222H129L128 223V225H135V224H137L138 222H141V223H143V224H141V225H144L145 224V228L143 227V226H141V227H143L145 230V235L141 238L142 239V244H140L141 245V248L142 249H140V252H141V254H142V256L144 257V258H147L148 259V261H150L149 263H151V262H153V261H155V260H157V259H160V261H162L161 260V258H163L164 256H167V254H168V246L170 245V243H171V241H172V235L171 236H169V237H166V236H168L167 234H168V231H167V233L166 234H164V232L162 233L161 231H162V229H163V226H162V229H160V227L158 226L159 224H157V222L156 221H152L153 220V218H157V219H160L161 218V215H162V210H164L165 208V210H167V203H166V201H167V197L165 198V197ZM167 196V195H166ZM178 196V197H179ZM205 196H209V194H207V195H205ZM211 196V195H210ZM220 196V195H219ZM223 196H224V194H223ZM222 196V197H223ZM225 196V197H226ZM234 196V195H233ZM235 196H237V195H235ZM243 196V198H244V195H242ZM251 196V197H252ZM256 196V195H255ZM260 196H261V194H259V197H257V199L258 198H260ZM107 198L109 197V196H106ZM117 197H119V196H117ZM116 197V198H117ZM122 197V196H121ZM125 197V196H124ZM128 197V196H127ZM127 197H126V199H127ZM157 197V196H156ZM172 197H174V198H172ZM177 197V196H176ZM203 197V196H202ZM211 197H214L213 195L211 196ZM218 197V196H217ZM217 197H215V198H217ZM230 197H232V196H230ZM230 197L228 198V199H230ZM238 197H240V196H238ZM248 198H249V196H247ZM247 197H245V198H247ZM262 197H263V194H262ZM97 198H101V200H98ZM115 198V199H116ZM120 198V197H119ZM123 198V197H122ZM121 198V199H122ZM129 198V197H128ZM180 198V197H179ZM209 198V197H208ZM221 198V197H220ZM224 198V197H223ZM236 198L237 197H235V198H233L234 199V201H236ZM242 198V199H243ZM113 199H114V195H113ZM121 199H119V200H121ZM130 199V198H129ZM154 199V198H153ZM199 199V200H198ZM206 199V198H205ZM210 200H209V202H211V201H213V200H211L212 198H209ZM214 199V198H213ZM225 199V198H224ZM224 199H222L221 198V200H224ZM227 199V198H226ZM225 199V200H226ZM233 199H231L232 201H233ZM256 199V198H255ZM255 199H253L252 198V200H255ZM262 200H263V198H261ZM63 200V199H62ZM67 200H68V198H67ZM117 200H118V198H117ZM116 200V201H117ZM177 200H179L178 198H177ZM184 200V201H185ZM201 200H202V198H201ZM217 200H220V199H217ZM224 200V201H225ZM238 200H239V198H238ZM47 201V200H46ZM127 201V200H126ZM182 201H183V199H182ZM184 201L182 202V204L184 203ZM191 201V202H192ZM205 200H203V201H201V202H199V204L201 203L202 205H203V202H204ZM224 201H222V202H224ZM227 201V200H226ZM225 201V203H227ZM233 201V202H234ZM260 200L258 199L257 200V202H259ZM33 202V201H32ZM31 202V203H32ZM66 202V201H65ZM68 202H69V200H68ZM68 202H66V203H68ZM127 202H129V201H127ZM180 203H181V200L179 201ZM179 202H175V203H178L179 204ZM187 202V201H186ZM185 202V203H186ZM208 201H207V203H209ZM214 203L215 202H221V201H216V199H215V201H213ZM35 203V201L33 202V204ZM49 203V202H48ZM47 202H46V204H48ZM72 204H73V201L71 202ZM71 203H70V205L69 206H71ZM126 203V202H125ZM130 203V202H129ZM155 203V202H154ZM169 203V202H168ZM170 203H171V200H170ZM174 203V204H175ZM230 203V202H229ZM234 203H236V204H238L239 203V201H238V203L237 202H234ZM263 203H264V201H263ZM63 204H64V202H63ZM181 204V205H182ZM194 204V203H193ZM193 204H191L190 203V205L192 206ZM198 204V205H199ZM200 204V205H201ZM204 204H206V203H204ZM230 204H232V202L230 203ZM49 205H51V203L49 204ZM60 205H62L61 203H60ZM59 205V206H60ZM65 205H67V204H64V207H65ZM129 205V204H128ZM132 205H133V203H132ZM139 205V204H138ZM137 205V206H138ZM141 205V204H140ZM143 205V204H142ZM146 205H148V204H146ZM177 205V204H176ZM187 205V204H186ZM185 205V206H186ZM188 205H189V203H188ZM195 205V204H194ZM207 205V204H206ZM216 205V204H215ZM218 205V204H217ZM221 205V204H220ZM234 205V204H233ZM262 205V204H261ZM261 205H260V207H261ZM32 206H34V205H32ZM74 206V205H73ZM151 206H153V205H151ZM180 206V205H179ZM183 206V205H182ZM204 206V205H203ZM203 206H202V208H203ZM219 206V205H218ZM218 206H216V208L218 207ZM230 205L228 204V207H229ZM63 207V206H62ZM67 207V206H66ZM66 207H65V209H66ZM131 207V206H130ZM149 207H150V205H149ZM170 207H173V208H171V209H168V210H173L175 207L174 206H172V203H171V206L169 205V208ZM193 207H195V206H193ZM192 207V208H193ZM200 207V206H199ZM208 207V206H207ZM230 207H234V206H230ZM230 207H229V209H230ZM262 207H264V205L262 206ZM261 207V208H262ZM16 208V207H15ZM48 208V207H47ZM50 208V207H49ZM52 208V207H51ZM73 208V207H72ZM118 208V207H117ZM121 208H120V210H121ZM125 208H127V207H125ZM137 208V207H136ZM184 208V207H183ZM182 208V209H183ZM191 209V212H193L192 211V208L189 206L188 207V209ZM201 208V207H200ZM202 208H201V210H202ZM205 208V207H204ZM235 208H238V205L237 206H235ZM234 208V209H235ZM19 211L21 210V208L20 207H18L17 208ZM16 209V210H17ZM61 209V208H60ZM65 209H64V211H65ZM71 209V208H70ZM128 209H129V207H128ZM127 209V210H128ZM150 209V208H149ZM179 209H181V207L179 208ZM218 209H220V206L218 207ZM51 210V209H50ZM50 210H48V211H50ZM61 210H63V209H61ZM61 210H58V211H61ZM72 210H70V211H72ZM110 210H112L113 211V214L111 213V211ZM118 210V209H117ZM124 210V209H123ZM123 210H121V212H124ZM131 210V209H130ZM167 210V211H168ZM176 211L178 210L177 209V207H176V209H175ZM184 210V209H183ZM201 210H199V212L201 211ZM209 210V209H208ZM217 210V209H216ZM231 210H232V208H231ZM262 211L261 212H263V210H264V208L263 209H261ZM47 211V212H48ZM64 211H62L63 213H64ZM147 211V212H146ZM149 211V212H148ZM171 211H169V213L171 212ZM180 211V210H179ZM197 211H198V209H197ZM230 211V210H229ZM233 211V210H232ZM231 211V212H232ZM235 211H236V213H235ZM233 213H235V214H237V210H235ZM53 212V211H52ZM51 212V213H52ZM115 212V213H114ZM120 212V211H119ZM129 212H131V211H129ZM173 212V211H172ZM171 212V213H172ZM183 212V211H182ZM184 212H186V211H184ZM188 212H190V210H188ZM198 212V213H199ZM205 212V211H204ZM207 212V211H206ZM209 212H210V210H209ZM212 213H214L213 211H211ZM217 212V211H216ZM218 212H219V210H218ZM50 213V212H49ZM57 213V212H56ZM55 213V214H56ZM60 213V212H59ZM69 213V212H68ZM128 213V212H127ZM132 213V212H131ZM131 213H129V214H131ZM134 213V212H133ZM147 213H150L151 214V219L150 218H148V219H146L145 218V215L147 214ZM194 213H196V212H193V213H190V214H194ZM264 213V212H263ZM62 214V213H61ZM67 214V213H66ZM112 214V215H111ZM117 214H115V215H117ZM120 214V215H119ZM179 214V213H178ZM178 214H175V215H178ZM183 214V213H182ZM200 214V213H199ZM201 214H202V211H201ZM207 214V213H206ZM208 214H211V213H208ZM216 214V213H215ZM221 214V213H220ZM235 214H233L234 216H235ZM253 214V213H252ZM52 215V214H51ZM51 215H49V216H51ZM63 215H65V214H63ZM114 215V216H115ZM165 215V214H164ZM173 215V214H172ZM186 215V214H185ZM189 215V214H188ZM192 215H191V217H192ZM212 215V214H211ZM210 215V216H211ZM48 216V217H49ZM53 216V215H52ZM57 216H58V213H57ZM150 216V215H149ZM152 216H154V217H152ZM168 216V215H167ZM183 216V215H182ZM195 216H197V214L195 215ZM194 216V217H195ZM199 216V215H198ZM202 216V215H201ZM204 216H205V221L207 222V220H209V219H207L206 218V215L204 214ZM203 216V217H204ZM212 216H214V215H212ZM217 216H219V213H218V215ZM237 216H238V214H237ZM58 217H60V216H58ZM63 217V216H62ZM87 218V223H84V221L86 220V218ZM115 217H117V216H115ZM147 217H148V215H147ZM165 217V216H164ZM170 217V216H169ZM215 217V216H214ZM52 218V217H51ZM50 217H49V219H51ZM57 217H55V218H53V221H55V219H56ZM84 218H85V220H84ZM112 218H113V216H112ZM166 219H167V217H165ZM193 218V217H192ZM199 218V217H198ZM210 218V217H209ZM216 218V217H215ZM218 218V220H219V217H217ZM217 218L215 219V220H217ZM236 218V217H235ZM235 218H234V220H233V222L235 221V223H236V220H235ZM46 219H48V218H46ZM119 219V218H118ZM117 219V220H118ZM157 219H154V220H157ZM166 219H164V220H166ZM184 219H185V217H184ZM221 219V221L223 220V218H220ZM58 220H61V219H58ZM116 220V219H115ZM115 220H113V222H116ZM162 220V219H161ZM169 220V219H168ZM179 220H181V219H179ZM187 220V219H186ZM190 220H192L191 218H190ZM196 220V219H195ZM212 219H210V221H211ZM215 220L213 219V223L215 222ZM225 220V219H224ZM224 220H223V222H224ZM231 220H232V217H231ZM53 221H51V222H53ZM167 221V220H166ZM189 220H187V222H188ZM194 220H192V222H193ZM198 222H199V226L197 227V234H195V236H194V238H196L195 240H197V243L199 244V247L197 246V250L194 252V254L196 255H191V256H194V257H196L197 258V260H200V261H207V258L209 257V259H210V257H212L211 259L213 260V256L215 257L216 256V258L218 257V255H219V253H220V249H218V247L220 248V246H219V242L221 241L222 242V238L223 237H221L220 236V238H221V240L219 239V233H218V231L219 230H217L216 229V226H215V224H214V227H215V229H210V227H212L213 225H211V224H209L210 225V227L209 228H207V226H206V222H204V220H203V218L201 217V219H198L197 220ZM220 221V220H219ZM218 221V223H220ZM226 221V220H225ZM47 222H48V220H47ZM50 222V223H51ZM61 222H59V223H61ZM118 222H120V221H118ZM164 222V221H163ZM169 222L170 221H168V224H169ZM183 222H184V220L182 221V223H181V225L183 224ZM192 222H191V224H192ZM212 222V221H211ZM49 223V222H48ZM55 223V222H54ZM131 223V224H130ZM159 223V222H158ZM167 223V222H166ZM193 223H195V221L193 222ZM206 223V224H205ZM210 223V222H209ZM226 223H228V226H231V225H229V222H226ZM52 224V223H51ZM115 224V223H114ZM113 224V225H114ZM117 224V223H116ZM162 225H163V223H161ZM160 224V225H161ZM165 224V223H164ZM167 224V225H168ZM184 224H186V222L184 223ZM189 224H190V222H189ZM188 224V225H189ZM196 224V223H195ZM223 224V223H222ZM232 224V223H231ZM47 225V224H46ZM54 225V224H53ZM121 225V224H120ZM120 225H117V226H120ZM122 225H124L123 223H122ZM121 225V227H123ZM127 225V227H129ZM166 225V224H165ZM171 225V224H170ZM187 225V226H188ZM193 225V224H192ZM208 225V226H209ZM227 225V224H226ZM233 226H234V223L232 224ZM48 226V225H47ZM51 226V225H50ZM54 226H56V224L54 225ZM54 226H52V228H54ZM59 226V225H58ZM116 226V225H115ZM116 226V227H117ZM125 226V225H124ZM195 227H196V225H194ZM193 226V227H194ZM220 226H222V225H220ZM227 226V227H228ZM232 226V227H233ZM49 227V226H48ZM48 227H47V229H48ZM109 227H112V226H109ZM126 227V226H125ZM134 227H136V225L134 226ZM168 227V226H167ZM219 227V226H218ZM227 227H225V231H226V228ZM263 227V226H262ZM51 228V227H50ZM57 228V227H56ZM106 228H107V230L109 231V233L107 232V230H106ZM115 228V227H114ZM138 228V227H137ZM168 228H170V226L168 227ZM184 228V227H183ZM189 228V227H188ZM190 228H192L191 227V225H190ZM189 228V229H190ZM221 229H222V227H220ZM219 228V229H220ZM224 228V227H223ZM46 229V228H45ZM124 229H126V228H124ZM135 229V228H134ZM167 229V228H166ZM185 229V228H184ZM231 229V227H229V229L228 230H230ZM234 229V228H233ZM56 230V229H55ZM59 230V229H58ZM115 230H117V228L115 229ZM119 231L121 230V229H118ZM127 230V229H126ZM136 230V229H135ZM161 230V231H160ZM167 230H169V229H167ZM186 230V229H185ZM184 230V231H185ZM188 230V229H187ZM191 230V229H190ZM194 230V229H193ZM222 230H224V229H222ZM222 230H220L221 232H222ZM232 230V229H231ZM47 231V230H46ZM49 231H51V230H49ZM122 230L120 231V232H123ZM164 231V230H163ZM112 232H115L114 231V229H113V231ZM119 232V233H120ZM123 232V233H124ZM135 232H138L137 230L135 231ZM134 232V233H135ZM166 232V231H165ZM186 232V231H185ZM191 232V231H190ZM220 232V233H221ZM233 232V231H232ZM234 232H236V231H234ZM50 233V232H49ZM59 233V232H58ZM132 233H133V231H132ZM172 233V232H171ZM181 233V232H180ZM193 233V232H192ZM194 233H195V230H194ZM223 233H225V232H223ZM46 234V233H45ZM53 234H55V233H51V235H53ZM139 234V233H138ZM178 234V233H177ZM183 234V233H182ZM182 234H179V236H183ZM188 234H189V232H188ZM208 234L210 235V236H212L211 238H213L214 237V239H212V240H215V243L213 244V245H209V243H211L212 242V240L211 239H207V237H209L208 236ZM222 234V233H221ZM234 235V233H230L229 232V237H230V239H231V236L232 235ZM47 236L49 235V234H46ZM56 235H57V233H56ZM141 235V234H140ZM143 235V234H142ZM169 235H170V233H169ZM223 235V234H222ZM225 235V234H224ZM231 235V236H230ZM174 236V235H173ZM175 236H177V235H175ZM175 236H174V238H175ZM187 236V234L185 233V236L184 237H186ZM189 236H191V234L190 235H188L187 237H189ZM234 236H238L237 234L236 235H234ZM103 237H105L106 239H107V241L106 242H104L105 240H103ZM136 237H138V238H136ZM192 237V236H191ZM54 238V237H53ZM210 238V237H209ZM225 239H226V235H225V237H224ZM232 238H233V240H236V239H234V237L232 236ZM50 239V238H49ZM55 239V238H54ZM176 239V238H175ZM181 238H179V240H180ZM190 239V238H189ZM204 239V240H203ZM230 239H228V240H230ZM56 240H57V236H56ZM168 240H171V241H169L168 242ZM187 240V239H186ZM193 240V239H192ZM209 240H211V242H208ZM220 240V241H219ZM238 240V239H237ZM47 241H48V239H47ZM53 241V240H52ZM51 241V242H52ZM141 241V240H140ZM177 241V240H176ZM188 241H191V239L190 240H187V242ZM194 241V240H193ZM192 241V242H193ZM223 241H226V240H223ZM57 242V241H56ZM137 242H139V243H137ZM239 242V241H238ZM49 243V242H48ZM54 243H55V240H54ZM174 243V242H173ZM191 243V242H190ZM224 243V242H223ZM227 244H228V242H226ZM230 243H231V241H230ZM229 243V244H230ZM232 243H233V241H232ZM45 244V243H44ZM52 244H53V242H52ZM193 244V243H192ZM212 244V243H211ZM239 244V243H238ZM237 243H236V245H235V247L238 245ZM47 245V244H46ZM45 245V246H46ZM51 245V244H50ZM55 245V244H54ZM57 245H58V243H57ZM140 245H138V246H140ZM171 245H173L172 243H171ZM189 245H191V244H189ZM188 245V246H189ZM193 245H195V241H194V244ZM192 245V246H193ZM225 245V243L223 244V247H225L224 246ZM210 246H211V248L213 247L214 249H213V251H211L210 249ZM231 246V245H230ZM229 246V247H230ZM241 245L239 244V246L238 247H240ZM44 247V246H43ZM48 247H50L49 245H48ZM59 247V246H58ZM109 249H108V248ZM186 247V246H185ZM195 247V246H194ZM221 247H222V245H221ZM108 250H107V249ZM127 248H125V249H127ZM132 248V249H133ZM170 248V247H169ZM182 248V247H181ZM193 248V247H192ZM205 248H206V250H207V248H208V251H206L205 250ZM210 248V249H209ZM231 248L232 249H234L233 248V246H231ZM231 248H230V250H231ZM246 249L248 248V247H245ZM245 248H243V250H245ZM43 249H45V248H43ZM57 249V248H56ZM191 249V248H190ZM194 249V248H193ZM192 249V251H194ZM226 249V248H225ZM228 249V248H227ZM46 250V249H45ZM45 250H43V251H45ZM48 251H52V249L51 250H49V249H47ZM58 250V249H57ZM57 250H55V251H57ZM114 250V249H113ZM127 250H129V249H127ZM127 250H124V251H126V253L128 252ZM131 250V249H130ZM135 250V249H134ZM167 250V251H166ZM171 250V249H170ZM182 250V249H181ZM187 250H189V249H187ZM224 250V249H223ZM229 250V249H228ZM238 250H239V248H238ZM243 250H242V246H241V251L243 252ZM54 251V252H55ZM137 251H139V250H137ZM172 251V250H171ZM183 251V250H182ZM211 251V252H210ZM218 251H219V253H218ZM235 251V249L232 251V252H234ZM236 251H237V248H236ZM240 251V252H241ZM247 251H249V250H247ZM58 252V251H57ZM114 252V251H113ZM119 252V251H118ZM133 252H135V251H133ZM165 252H167V254L165 255ZM185 252H187L186 251V249H185ZM210 252V253H209ZM228 252V251H227ZM231 252V251H230ZM228 253V255L229 254H232V256L231 257H233V254H236L235 252L234 253ZM46 253V252H45ZM49 253V252H48ZM50 253H53V252H50ZM117 253V252H116ZM120 253V252H119ZM118 253V254H119ZM123 254L125 253V252H122ZM171 253V252H170ZM190 253V252H189ZM193 253V252H192ZM222 253V252H221ZM224 253V252H223ZM249 253H251V252H249ZM127 254H129V253H127ZM127 254H125V255H127ZM131 254V253H130ZM135 254V253H134ZM136 254H139L138 252H136ZM140 254V255H141ZM183 254H184V252H183ZM186 254V253H185ZM238 254H240V253H238ZM238 254H236V256H234L235 257V259H236V257H237V255ZM243 254H245V253H243ZM242 254V255H243ZM59 255H60V253H59ZM58 254L56 255V253H55V256H59ZM65 255V254H64ZM117 255V254H116ZM132 255V254H131ZM140 255H139V257H140ZM172 255V254H171ZM225 255H227V253L225 254ZM246 255V254H245ZM250 255H252V254H250ZM249 255V256H250ZM50 256H51V254H50ZM54 256V257H55ZM62 256H63V254H62ZM113 256H115L114 254H113ZM118 256V255H117ZM121 256H122V254H121ZM120 256V257H121ZM128 256V255H127ZM136 256V255H135ZM170 256V255H169ZM186 256V255H185ZM187 256H188V254H187ZM240 256V255H239ZM239 256L237 257V258H239ZM248 256V255H247ZM248 256V257H249ZM47 257H48V255H47ZM52 257V256H51ZM54 257L52 258L53 259V263H54V261H55V259H54ZM61 257V256H60ZM124 257H126V256H124ZM130 257V256H129ZM137 257V256H136ZM143 257H141L142 259H143ZM170 257H172V256H170ZM222 257H225L226 258V256H223L222 255ZM248 257H246V258H248ZM250 257H252V256H250ZM49 258V257H48ZM57 258V257H56ZM63 258H64V256H63ZM63 258H62V260H63ZM67 257H65V259H66ZM115 259H116V257H114ZM127 258V257H126ZM140 258V259H141ZM166 258V257H165ZM167 258H168V256H167ZM167 258H166V261H168L167 260ZM244 258V257H243ZM51 259V258H50ZM50 259H48V261L50 260ZM58 259V258H57ZM129 259V258H128ZM131 259V258H130ZM170 259V258H169ZM208 259V260H209ZM228 259H229V257H228ZM226 260V261H229V260ZM232 258H230V260H231ZM240 259H241V257H240ZM239 259V260H240ZM253 259H254V257H253ZM253 259H251L252 261H254ZM47 260V259H46ZM60 260V259H59ZM62 260L60 261V262H62ZM119 260L120 259H118V261L117 260H115L116 262H117V264H118V262H119ZM123 260V259H122ZM146 260V259H145ZM165 260V259H164ZM194 260H195V258H194ZM211 260V261H212ZM232 260H234V259H232ZM248 260V259H247ZM247 260L246 261H244V262H246V264L248 263L247 262ZM251 260H250V262H251ZM51 261V260H50ZM64 261V260H63ZM147 260H146V262H148ZM160 261H157L158 263L160 262ZM199 261V262H200ZM221 261V260H220ZM47 262V261H46ZM66 262V263H67ZM116 262H115V264H116ZM121 262V261H120ZM126 262H128V261H126ZM164 262V261H163ZM173 262V261H172ZM223 262H224V260H223ZM222 262V263H223ZM234 264H236L234 261H232ZM237 262H239V263H237V264H243V263H241V260L240 261H237ZM47 263H49V262H47ZM63 263V262H62ZM123 263H125V262H123ZM122 263V264H123ZM130 263V262H129ZM148 263V264H149ZM154 264L156 263V261L155 262H153ZM158 263H156V264H158ZM161 263V262H160ZM159 263V264H160ZM202 263V262H201ZM201 263H199V264H201ZM209 263H212L213 264V261L212 262H209ZM208 263V264H209ZM214 263L216 264V259L214 258ZM219 263V260H218V262H217V264ZM221 263V262H220ZM225 263V262H224ZM223 263V264H224ZM228 263V262H227ZM233 263H230V261H229V264H233ZM50 264H52V263H50ZM55 264H57V261L55 262ZM59 264V263H58ZM121 264V263H120ZM164 264H165V262H164ZM170 264V263H169ZM174 264V263H173ZM245 264V263H244ZM249 264V263H248ZM254 264V263H253Z\"/></svg>",
	"mask_w": 264,
	"mask_h": 264
}]
</instances>
